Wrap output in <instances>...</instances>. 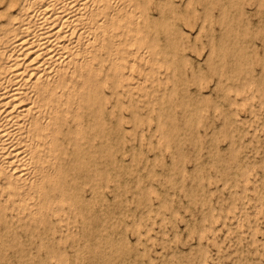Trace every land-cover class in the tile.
Wrapping results in <instances>:
<instances>
[{
    "label": "rangeland",
    "instance_id": "1",
    "mask_svg": "<svg viewBox=\"0 0 264 264\" xmlns=\"http://www.w3.org/2000/svg\"><path fill=\"white\" fill-rule=\"evenodd\" d=\"M156 1H157V5L155 4ZM165 1H166V4H165ZM199 1H197V0H185V1H183V0H175V1L174 0H155V2H154L153 0H151V2H149V3H152V4H150L151 6L148 5L149 3L144 4V6H146V16L145 17H147L149 25L146 24L147 22L144 23L143 20H141L139 26H140V28H142L143 34H145V36L147 37L148 42H150L152 44H155L156 45L155 47L157 48L156 50L158 52H161L160 54L159 53L156 54L157 58L160 61L157 62V64L153 63L155 65V69H154V71L152 73H150V76H147V77H145V71L144 70H142V71H138L137 69L129 70V71H131L133 73L134 77H130L128 79L131 80V81H135V80H137L136 76L140 75V77L142 79V84L139 85V86L132 87L133 90H131V92L133 94L128 93V97H127L126 92H123L122 88H118L116 90V93H114L115 95L112 93L113 97H112V94H110L111 93L110 87H109V89H108V87L104 88V91L107 94V101H108L106 103V105L108 104L107 105L109 107L108 110L112 109V111L109 113L108 116L111 119L112 118L113 119L111 120L107 116V114H106V116L108 117L107 118L108 122L112 121V123L110 122V125H111L110 126V128H111L110 140L112 139L113 141L111 140V144L108 143V144H103L102 146H97L98 159H96L97 157H95L94 162L99 167V169L101 171V174L97 178H95V176L90 177L88 174L85 173V172H88L86 170V168H87L86 166H84L85 167L84 169L81 168V166H80V168H78L79 162L77 164H74V166H72L73 168L70 166L69 163L67 164V160L69 158H72L73 153H71V151H72L71 147L70 146L68 147V145L65 144L66 154H65V157L63 155V158L62 157L61 158L64 159L63 161L67 164L66 167L71 169L70 170L71 173H70V175H68V181H67L68 183H67V185L65 187H75L76 186V184H75L76 182H77V184H81V185H77V188H78L77 190L81 191L82 187L85 190V191L82 190L80 192V196H81L82 202L81 201L79 202L78 200H75V202H73L71 204V207H68L67 205H64V206H67V207L63 206V208L58 211V215H60V213H61L60 220L57 219L56 215L51 214L50 217L48 218V221L45 223L46 225L44 223H40V227H39L40 230L39 229L35 230V232L33 234L34 236L31 235V231L29 229L26 231L24 228L22 230V227H15V230H17L16 232H17L18 236H17L16 240H14L13 242H11L12 240H10L9 243L5 245L6 247L4 249V254L6 256H5V259H3L4 260L3 264H8V261H9L10 258H11V260L9 261V264H18V259L20 261L22 260L21 262L19 261L20 264H24L26 262H28L26 264H31V261H33V264H35L36 262H37V264H68V263H70V264H76V263L77 264H82V262L86 263V264L88 262V264H90L89 262H90L91 259H92L91 262H94L93 264H96L97 262L102 263V264H105V262H107L106 264H111L112 262H114L112 264H115V263L116 264H123V263L124 264H153V262H154V264H156V260L157 259H158L157 260V264H158V262H159V264H172V261H175V262H173V264H175V263L177 264L176 260L179 262V264H181V263L182 264H185V263L189 264L187 262H190V264H207V263L208 264L209 263L210 264H216L215 262H218L217 264H240L241 262H243L242 264H258V262L256 263V261H258V260L261 262L259 264H262V263L264 264V261H263L264 260V251H263L264 250V245H263L264 244V235H263V233H264V199H263L264 198V190H263L264 189V187H263L264 186V150H263V148H264V134H263V132H264V129H263L264 128L263 127L264 126V113H263L264 112V93H263L264 92V85L263 84H264V82L262 83V80L264 81V71H263L264 70V58H263L264 57V47H263L264 44H263V46H261L262 42H264V38H263L264 37V22H263L264 21V9H263L264 8V4H263L264 0H262V1L261 0H251V1L250 0H243V1L242 0H232L234 3L231 0H228V1L227 0H222V1L220 0V2L217 1V0H216V2H214L215 0H205L204 2H202L203 0H201L200 3H199ZM208 1L211 4H209ZM246 1H248V2H246ZM227 2L229 4L231 2V5L229 6V4ZM249 2H251V3L252 2L253 3L256 2V3L252 4V8H251V3L249 4ZM212 3L213 4L216 3V6H215L216 8L214 7L215 4L213 5ZM167 4L169 6H171V7H169ZM217 4H219V5H217ZM235 4H237L236 8H235V6H233ZM241 4L244 6V8L241 6ZM256 4L258 6L257 8L255 6ZM211 5L213 7H211ZM262 5H263V8H262ZM153 6H154V8H153ZM167 6H168V8H167ZM199 6H200V8H199ZM219 6L223 7L222 8L223 11L221 9V13L219 11L220 10ZM232 6H233V9L231 8ZM259 6H260V8H259ZM158 7L161 10H159ZM180 7L181 8L184 7V8L181 9ZM201 7H202V10H201ZM224 7H225V9H224ZM187 8L188 9L191 8V10H187ZM217 8H218V10H217ZM166 9H169V10H166ZM192 9H193V11H192ZM243 9H244L245 12H243ZM212 10H213V13L215 12L214 14L212 13ZM153 11H154V13H153ZM171 11H172V14H170ZM227 11L229 13H227ZM249 11L250 12L252 11V13L250 14ZM254 11H255V13H254ZM163 12H164V14H163ZM183 12H185V13H183ZM196 12H198V15H197ZM178 13H179L180 16L178 15ZM191 13H193L192 16L190 15ZM217 13H219V14H217ZM243 13H244V15L245 14L246 15L245 16L242 15ZM174 14H176L177 16L176 15L174 16ZM233 14H234V16H233ZM212 15H215V16L211 17ZM226 15H227L228 19H226ZM158 16L163 17L162 18L163 20L159 21L161 18L158 17ZM182 16L184 17V19H183ZM186 16H188V19L186 18ZM194 16H196V17L199 16L200 20H201V18H202V20L200 21L198 19V17H197V19L194 20ZM223 16H225V17H223ZM239 16H241V18ZM215 17L216 18L219 17V19L217 18L218 20H216V19H214ZM255 17H257V18L255 19ZM176 18H178V19H176ZM211 18H212V20H211ZM179 19H181V20H179ZM186 19L188 20V22L186 21ZM232 19L237 21V23L235 21H232ZM238 19H239V21H241L242 24L240 23V25H239ZM193 20L196 22V24H195V22H192ZM221 20H222V24L225 22L224 25H227V27L224 30L222 28L223 25L221 26ZM144 21H145V19H144ZM183 21H184V23H187V24L185 25L183 23ZM212 21H215V22H212ZM217 21L218 22L220 21V26H219ZM161 22L164 24V25L162 24V26H164L165 28L164 27L161 28ZM258 22H259V24H258ZM234 23L237 25V27H236V25ZM250 23H251V25H250ZM248 24H249V26H247ZM229 25L233 28V30H232V28ZM214 26H216V27H214ZM254 26H256L257 28H255ZM149 27H150V29H149ZM219 27H220V32L218 31ZM160 28H161V30H160ZM204 28H205V30L203 31ZM251 28L254 31H251ZM151 29H153V31ZM207 29H208L209 32H207ZM212 29H213L214 32L212 31ZM244 29H245V31H244ZM121 30H122L121 27L117 29L118 32L122 33ZM164 30L166 32H164ZM256 30H258L257 31L258 37L260 36L261 32L263 33V34L261 33L262 34V38L259 37L260 38L259 39L257 37ZM259 30H262V31L260 32ZM188 31L190 32V36H189V32ZM222 31H224V34H223ZM227 31H228V33H230V36H232V37L229 36ZM183 32H184V34H182ZM164 33H165V35H164ZM204 33H205V35H204ZM226 33L228 35H226ZM238 33L240 35H238ZM253 33H255L257 38L254 37L255 35ZM161 35H162V37H161ZM175 35H176V37H175ZM225 35L230 40H228ZM241 35H242V38H241ZM248 35H249V37H248ZM180 36L182 37L181 39H183V41L185 40V42L187 44L185 42H184L185 44L182 43V40H180ZM235 36H237V37H235ZM246 36H247V38L245 39ZM118 37L119 38H124V34H122V35H120ZM164 37L167 38V39H165ZM197 37H199V38L196 39ZM213 37H215L216 40H214ZM191 38H193V39H191ZM177 39L180 40L181 45L183 46L182 49H186V50L182 51L181 48L179 50V45L180 44L178 43L179 40H177ZM199 39H201V40H199ZM261 39H262V41H261ZM161 40H162V44H161ZM226 40H228V41H226ZM199 41H201V42H199ZM204 41L206 42V44H205ZM222 42H224V43H222ZM248 42H250L251 44L248 43ZM225 43H226V45H225ZM245 43H247V45H245ZM176 44H178V45H176ZM194 44H195V46H194ZM207 44H209V45H207ZM236 44H238V46ZM181 45H180V47H182ZM189 45H193V46L192 47L190 46V48H189ZM201 45L202 46L206 45V46L204 48V47H201ZM224 45L227 48H225ZM176 46L178 47V50H175V49H177ZM253 46H254V48H253ZM255 47L256 48L259 47V48L256 49ZM191 48H193V50ZM200 48L201 49L204 48V49L201 50ZM224 48H225L226 52L224 51ZM230 49H231V51H230ZM242 49H243V51H242ZM197 50H201L202 53H201V51L199 53V51H197ZM240 51H241V53H240ZM227 52H230L231 54L228 53L229 55L227 54L228 56H226ZM196 53L197 54L199 53V54L197 55ZM251 53H253V54H251ZM256 53L257 54L261 53L262 57H261V54L257 55ZM200 55H202V56H200ZM214 55H215V58H214ZM240 55H241L242 59L239 57ZM243 55H244V58H243ZM246 55H248V56H246ZM195 56L196 57L198 56V58H196ZM216 57H218V59ZM245 57L248 58V61H245L246 60ZM251 59H253V61ZM254 59H255V61H254ZM256 59L257 60L259 59L260 61L262 59V61H261L262 65L260 64L259 60H258V63H259L258 64ZM137 61L140 62L142 65L145 64L144 66H146V64H149V62L145 63V60H143V59H137ZM208 61H209V64H208ZM213 61L216 64L215 63L212 64ZM254 62H256L258 65H256ZM177 63H178V65H177ZM233 63H234V65H233ZM229 64H230V66H229ZM186 65H187V68H188L187 72H186V69H187ZM205 65H206V67H205ZM161 66L163 68V69L161 68L162 71L160 69ZM189 66H190V68H189ZM208 66H211V68L209 67V71L213 69L212 70L213 72L210 71V72H212V74L208 70H206V68L208 69ZM176 67H179L181 69V70L179 69L180 73L178 72V68H176ZM239 67H240V69H238ZM258 67L259 68L261 67V68L259 69ZM190 69H191L192 72L190 71ZM168 70L170 71V73L168 72ZM222 70H223V72L221 74ZM224 70H226V71L224 72ZM233 70H235L236 72L238 71V72L237 73L235 71L233 72ZM188 71H189V73H188ZM240 71H243V72H240ZM159 72H161V73L159 74ZM208 72L211 75L208 74ZM235 74H236V76H235ZM201 75H203V76H201ZM216 75H218V77ZM237 75H239V77ZM180 76H181L182 81L180 79ZM214 76H215L216 80L214 79ZM188 77H189V79H188ZM192 77L195 78L194 80L196 82V85H195V82L190 79ZM203 77H205V79L202 81ZM210 77L213 80L212 82H211ZM219 77L221 78V80H219ZM222 77H223V79H222ZM235 77H236V79H234ZM167 79L169 80L168 81L169 83L167 82ZM228 79H232L233 81L231 80L232 81L231 82ZM149 82H150V84H149ZM151 82H152V85H151ZM185 82H187V84ZM188 82H189V84L191 86L188 84ZM193 82H194V84H193ZM204 82H206V83L208 82V87H204L206 85ZM213 82H215V83H213ZM216 82L222 83L223 85H220V84L218 85ZM225 82H226V84H225ZM161 83L163 84V86H162ZM199 83H200V85H199ZM160 84H161V86H160ZM170 84H171V86H169ZM186 85H188V86L186 87ZM201 85H202V88H200ZM214 85H216V86H214ZM157 86H158V88H157ZM178 86L180 87V90L182 92L179 91V89H178L179 87ZM212 86L214 88H212ZM220 86L222 87L221 88V92L224 91V92H222V94L219 91L220 90ZM259 86H261L262 88H259ZM188 87H189L190 90L188 89ZM136 88H137V90H136ZM211 88H212V90H211ZM215 89H216V92L214 91ZM183 90H185V92H183ZM235 90H236V92H235ZM261 90H263V92ZM176 91H177L178 95L176 94ZM225 91H227L229 93H227ZM159 92H160V94H158ZM156 93L158 95H156ZM193 93H194V95H192ZM225 93L228 94V95L226 96ZM108 95H109V97H108ZM122 95H123V97H121ZM152 95H153V97H152ZM235 95H236V98H235ZM161 96H162V99H161ZM189 96H190L191 100H190ZM111 97H112V99H111ZM179 97L182 100H180ZM132 98H133V100H132ZM222 98H224V100ZM207 99H209V100H207ZM254 99H257L259 101L254 100ZM109 101H110V103H109ZM204 101H205V104H204ZM207 101H208V104H207ZM254 101H256V102L254 103ZM210 102H212L211 105L209 104ZM241 102H242V104H241ZM144 103H146V106H144ZM172 103L175 105V107H174V105H172ZM232 104H234V106H232ZM228 105H230V106H228ZM236 105L237 106L239 105L238 107H239L240 110L238 109V107ZM124 106H125V108H124ZM178 106L181 107V108L179 109ZM119 107H120V109H119ZM139 107H140V110H139ZM144 107H145V109H144ZM176 107L178 108L177 111L175 110ZM247 107H248V109H247ZM258 107H260V108H258ZM128 108L130 109V111H129ZM215 108H216V110H215ZM207 109L209 110V114H208V110ZM237 109H238V111H237ZM113 110H114V113H113ZM143 110H144V112H143ZM203 110H205L206 112L203 111ZM218 110H219V112H217ZM193 111H194V113H193ZM201 111L205 112V114L206 115L208 114V115L206 116L205 114L204 115L201 114L202 113ZM151 112H153V113H151ZM180 113H181V116H182L181 118L179 117ZM218 113L220 114V116L217 117ZM110 114H112V117L110 116ZM151 114L154 115V116H152ZM182 114H184V115H182ZM240 114L242 115V117H241ZM114 115H115V118H114ZM143 115L145 117H143ZM210 115H212V117ZM250 115H251V117H250ZM203 116H205L207 118L205 121H204L205 118H203ZM222 116H223V118H222ZM220 117H221V119L219 120L218 118H220ZM125 118H127V119H125ZM253 118H254V122H253ZM130 119L132 120V122H131ZM137 119H138V121H137ZM171 119H172V121H171L172 124H170L171 123L170 122ZM260 119H261V121H260ZM124 120H125L126 123L124 122ZM179 120H181V121H179ZM202 120H203V122H201ZM225 120H227V122ZM239 121H241V122H239ZM249 121H250V123H249ZM115 122H116V124H115ZM129 122H131V123H129ZM133 122H134V124H133ZM153 122H155V123H153ZM180 122H181V124H180ZM206 122L207 123L211 122L209 124L210 126ZM255 122H256V124H255ZM187 123H189V124H187ZM246 123L248 124V126H245V125H247ZM117 124H118V128L119 129L118 128L114 129V127H116ZM137 124H138L137 127H139L140 129L137 128V127L135 129V126ZM204 124H205V126L207 125L209 127L205 128ZM113 125H114V127H113ZM142 125H143V127H142ZM211 126H212V128H211ZM225 126H227V127L225 128ZM236 126H237V128H236ZM260 126H261V128H260ZM149 127H151V128H149ZM207 128L209 129V131H206V130H208ZM257 128H258V130H257ZM116 129H118V130H116ZM145 129H147V130H145ZM148 129H150V131ZM170 129H171V131H170ZM226 129H227V131H226ZM132 130H134V131H132ZM182 130H183V133H182ZM135 131H137V132H135ZM173 131H174L175 134L173 133ZM246 131L248 132V134H246L247 133ZM140 132H142L143 134L140 133ZM184 132H186V133H184ZM210 132H211V135H210ZM221 132H222V134H221ZM249 132L251 134H253L254 137ZM113 133H115V134H113ZM136 133H137V135H136ZM171 133H173V134H171ZM190 133H191V136H190ZM196 133H197V135H196ZM200 133L201 134L203 133V135H200ZM242 133H245L246 136H245V134L243 135ZM260 133H262V134H260ZM60 134H61V138L64 139L63 138L64 136H62V135H64L63 132H61ZM60 134H58V135L60 136ZM131 135H133V136H131ZM184 135H186V136L184 137ZM222 135H223V137H221ZM226 135H227V137L224 138V136H226ZM142 136H144V137H142ZM236 136H238V137H236ZM137 137H138V139H136L137 140L136 141L135 138H137ZM186 137H187V139H186ZM189 137L192 140V144H190L191 140H189ZM200 137L202 138L201 140H200ZM219 137H220L221 140L225 139V141L224 140L221 141L223 144L221 142L219 143V141H220ZM144 138H145V140H144ZM217 138H218V141H217ZM125 139H127V140H125ZM172 139H174V140H172ZM128 140H129V142H128ZM141 140L143 142L142 145H143L144 148L141 145V143H142ZM155 140H157V141H155ZM214 140H215V142H214ZM247 140L249 141V143H247L248 142ZM198 141L199 142L201 141V142L199 143ZM261 141H262V143H261ZM124 142L126 143V145L124 144ZM183 142L185 143L186 146L184 145ZM186 142H188V143H186ZM250 142H252V143H250ZM161 143H162V146H161ZM201 143L202 144L204 143V144L201 146ZM109 144H110L109 150H110V152L112 151V155L114 156L113 159H111L112 156L110 154H108L109 150H108L107 146ZM189 144H190V146H189ZM232 144H233V147L230 148L232 146ZM246 144H247V146H246ZM114 145L115 146L117 145L116 148L114 147ZM124 145H125V148H123ZM174 145H175V147H173ZM129 146L131 147V149H128ZM157 146H158V148H155ZM165 146H166V148L164 149ZM188 146H189V148H188ZM212 146H213V148H212ZM117 147H118V149H117ZM149 147H152V148H149ZM199 147H201V150L199 149ZM210 147H211L212 151L210 150ZM241 147H243L242 148L243 150L241 149ZM244 147H246V148H244ZM126 148H127V150H126ZM148 148H149V150L150 149L151 150L147 151ZM123 149H125V151H123ZM167 149H169V150H167ZM190 149L191 150L193 149L192 151L194 152V154H192L193 152H191ZM67 150H69V151H67ZM116 150H118V151H116ZM203 150H204V152H203ZM217 150L218 151L222 150L224 155H223V153L221 154V152L218 153ZM119 151H120V153H119ZM205 151L208 153L209 156L207 155V157H205L206 154H207ZM233 151H234V153H233ZM103 152H105V153H103ZM106 152H107V154L110 157L106 154ZM114 152H115V154H114ZM127 152H128V155H127ZM189 152H190V156H192V158L194 157L193 159L190 156H188ZM230 152H231V154H230ZM137 154H140V155L138 156ZM141 154L142 155L145 154V155H143L145 158H143V156ZM168 154H169L170 157L167 156ZM115 155H117L118 157H115ZM124 155H126V156H124ZM215 155H216V157H215ZM228 155H232V156L235 155L234 158L232 157L234 160L232 158H230L231 156L229 157ZM249 155L251 156L252 159L250 158ZM255 155H258V156H255ZM104 156H105V158H104ZM106 156H107V158H106ZM137 156L139 157L138 159H137ZM165 156H166L167 160L165 159ZM177 157H179V158L181 157L180 159H178V162L175 160V159H177ZM66 158H68V159H66ZM161 158H163L166 162L162 161ZM227 158L229 159V164H227V162H226V161H228ZM248 158L251 159V160H248ZM99 159H100V161H98ZM101 159H103V160H101ZM146 159H148L149 161L146 160ZM157 159H158V161H161V162H158ZM185 159H186L187 162L185 161ZM230 159L233 160V161H231ZM110 160H112L114 162L115 167L117 169L114 167V170H113L112 166H114V164H112V161H110ZM155 160L157 161L156 164H155ZM188 160L190 162H188ZM221 160H223V161H221ZM235 160H237V161H235ZM116 161H118V165L120 167H118ZM138 161H139V165H138ZM98 162H99V164H98ZM110 162H111V164H110ZM123 162H125V165L123 164ZM185 162H186V166H185ZM218 162H219L220 166H219ZM224 162H225V164H224ZM231 162H232V165H231ZM133 164H135V166L137 165L136 166L137 168L134 169L135 166H133ZM175 164H177V165H175ZM192 164H193V166H192ZM210 164H211V166H210ZM257 164L259 166H257ZM161 165L164 166L163 169H162ZM260 165H261V167H260ZM174 166H176V167L174 168ZM212 166H214L213 167L214 171H211L212 170ZM131 167H132L133 170L131 169ZM235 167H236V170H235ZM123 168H125V169H123ZM80 169H83V170H81L82 174L79 173ZM127 169L129 170V172H127ZM202 169H203V171H202ZM227 169H229L228 174L226 172V171H228ZM75 170H77V171H75ZM111 170H113L114 172L111 171ZM195 170H196V172H195ZM118 171H120V172H118ZM124 171H125V173H124ZM143 171H144L145 174L143 173ZM192 171L195 174V175L193 174V176H192ZM83 172H84V174H83ZM130 172H131L132 175L130 174ZM141 172H142V174H141ZM183 172L185 173L186 179L188 180V181L186 180L185 183H184L185 180L183 179V178H185L184 177L185 175H184ZM77 173H79V174H77ZM119 173H121V174H119ZM134 173H135V175H134ZM258 173H259V176H257ZM122 174L124 175V177H122L123 176ZM127 174L131 177V179H133L132 182H131L130 177ZM218 174H219V176H218ZM133 175H134V177H132ZM101 176H103V178ZM119 176L121 177V179H120ZM147 176L148 177L150 176V178L151 177L152 178H156V180L155 179L150 180V178H145ZM157 176H159L158 180H157ZM179 176H180V178H178ZM194 176L197 179L193 178ZM256 176L258 177V179H256L257 178ZM143 178H144V180L146 179V181H143ZM162 178L165 181L161 182ZM189 178L191 179V183H190ZM217 178H218V181H216ZM102 179L104 181H102ZM210 179H211V182L209 181ZM109 180H111V181H109ZM119 180H121V181H119ZM203 180H205V181H203ZM71 181H73L72 185H70ZM112 181L114 182V184L111 183ZM166 181H168L170 183H168ZM193 181L195 183H193ZM131 183H134V184H131ZM181 183H183V184L181 185ZM197 183H198V185H197ZM215 183H217V184H215ZM238 183H240L239 186H237ZM73 184H74V186H73ZM206 184H207V186H206ZM218 184H219V186H218ZM84 185H85L86 188L84 187ZM162 185L164 186L165 189L162 187ZM165 185H166V187H165ZM169 185H172V187L170 188ZM248 185H249V187H248ZM254 185H256V186H254ZM126 187H128V188L126 189ZM174 187H175V189H174ZM168 188H170V189L168 190ZM194 188H195V190H194ZM89 189H91V190H89ZM96 189L97 190L99 189L100 192L98 190V193H97ZM118 189H119V191H118ZM228 189H229V191H228ZM88 190H89V192H88ZM109 190H111L112 193L108 192ZM126 190L128 192H126ZM104 191L106 193H103ZM117 191H118V193H115ZM159 191H160V193H158ZM90 192H91V194H90ZM82 193H84V194H82ZM153 193H154V195H153ZM198 193H199V195H198ZM210 193H211V195H210ZM218 193H220V195L223 194L224 195V196L222 195L223 198ZM101 195H102V197L105 200L102 199ZM196 195H197V197H196ZM99 196H100V198L98 200L97 197H99ZM138 196H140V198ZM151 196H152V198H151ZM157 196H158V198H157ZM199 196L201 198H198ZM218 196H219V198H218ZM137 197H138V200L136 199ZM238 197L240 199H238ZM116 198H117V200H116L117 202L114 201ZM118 198H119V200H118ZM194 198H195V200H194ZM205 198H206V200H205ZM96 199H97V201H96ZM111 199H112V201H111ZM135 199L138 202H139V200L140 201L142 200L143 204H142V201L139 202V204H138ZM145 200H147V201L145 202ZM173 200H174V202H173ZM191 200H193V202ZM219 200H221V201H219ZM238 200L240 201V203L238 202ZM94 201H96V202L94 203ZM148 201H149V203H148ZM152 201H154V202L152 203ZM196 201L197 202L199 201V202L197 203ZM109 202L110 203L114 202L113 203L114 205L110 204ZM119 202L121 203V205H119ZM124 202L128 203V205L125 204ZM133 202L136 205L132 204ZM191 202H192V204H191ZM195 202L197 203V205H196ZM103 203H105V204H103ZM117 203H118L119 206L117 205ZM193 203L197 207L194 206ZM96 204L99 205V206H96ZM199 204L202 205V208L201 207L198 208L200 206ZM204 204H207V205H205V207H204ZM85 205H87V206H85ZM93 205H95V206H93ZM131 205H132V207H131ZM140 205H141V207H140ZM181 205H182V207H181ZM103 206H105V207L103 208ZM113 206L114 207L116 206L115 207L116 210H115V208ZM136 206H138L139 208L137 209ZM92 207H94V208L96 207L95 208L96 209L95 212L93 211L94 209ZM90 208L93 209V210L91 211ZM97 208H99V209H97ZM143 208H144V211H143ZM166 208H167V210H166ZM168 209H169V211L171 213L168 211ZM238 209H240V210H238ZM124 210H125V212H124ZM136 210H138V211H136ZM184 210L187 213H185ZM196 211L197 212L199 211L200 213L199 212L197 213ZM98 212H100V213H98ZM132 212H133V214H132ZM190 213H191V215H190ZM195 213H197V214H195ZM259 213H260V218H259ZM97 214H98V217H97ZM192 214H193V216H192ZM230 214H231V216H230ZM52 215H54V217H55L54 220H53L54 217ZM261 215H262V217H261ZM92 216H94L95 220L93 219ZM121 216L123 218L126 217V220H125V218L123 219ZM127 216H128V218H127ZM149 217H150V219H149ZM97 218H99V219H97ZM130 218H131V220H129ZM219 218H221V219H219ZM258 218L260 220H258ZM68 219H70V220H68ZM78 219H81V220L79 221ZM96 219L100 223L96 222ZM190 219H192V220H190ZM232 219H234V220H232ZM90 220H91V222H90ZM198 220H200V222H198ZM60 221H61V223H60ZM108 221H110V224H108L109 223ZM116 221H117L118 225H115ZM155 221H156V224H154ZM176 221H178L177 224H176ZM55 222L60 223V224L57 225V223H55ZM89 222H90V226H88ZM93 222H96V223H93ZM123 222H124V224H123ZM196 222L198 224V227H197ZM64 223H65V225H64ZM120 223L123 226H120ZM170 224H171V227H169ZM175 224H176V226H175ZM246 224H248V225H246ZM48 225L53 227V228H50ZM113 225H115L116 227L115 226L113 227ZM163 225H164V227H163ZM181 225H183V226H181ZM56 227L58 228L59 231L57 230ZM89 227H93V228L90 229ZM101 227H102L103 231H102ZM112 227L114 229V232H113ZM13 228H14V226H13ZM75 228H76V231H75ZM83 228H85V229H83ZM115 228H116V230L117 229L118 230L116 231ZM128 228H129V231H127ZM141 228H143V229H141ZM193 228H195V229H193ZM87 229L90 230V231H88ZM92 229H94V230L96 229V232H99V233L98 234L97 233L94 234L95 231L94 230L92 231ZM131 229H132V231H131ZM152 229L155 232H153ZM209 229H210V231L208 232ZM244 229H246V231ZM46 230H48L47 231V235H46ZM78 230H79V232H78ZM142 230H145V231L143 232ZM229 230L231 231V233H229L230 232ZM23 231H25L24 234H23ZM38 231H40V232H38ZM185 231H186V233H185ZM257 231H258V233H257ZM19 232H20V234H19ZM86 232H88V233H86ZM102 232H105L104 235H103ZM158 232H159V234H158ZM193 232H195V233H193ZM215 232L217 234H215ZM237 232H238V234H237ZM43 233H44V235H43ZM89 233L94 234V235H91V234L89 235ZM147 233L149 235H147ZM160 233H162V234H160ZM192 233H193V235H192ZM207 233H209V234H207ZM37 234L39 235V237H38ZM145 234L147 235V237H145ZM180 234H181V236H180ZM227 234H229V235L227 236ZM21 235H23V236L24 235H27V236L29 235V236L28 237L27 236L22 237ZM53 235H55V236L53 237ZM246 235H247V237H246ZM30 236L32 238H30ZM87 236L88 237H90V236L92 237L93 236L92 237L93 240H92L91 237L88 240ZM102 236L104 237V239H103ZM179 236L181 238H179ZM205 236L207 237L206 239H205ZM36 237H37V239H36ZM48 237H49L50 241H48ZM68 237L70 239H68ZM80 237H82L81 240H79ZM99 237H100V239H99ZM109 237H110V239H109ZM141 237H142V240H141ZM166 237H168V238H166ZM202 237L204 239H202ZM209 237H211V239ZM222 237H224V238L226 237V238L225 239L223 238V240H222ZM230 237H232V238H230ZM174 238L177 239V241L173 242L172 240H175ZM242 238L243 239L245 238L247 241L243 240ZM32 239H35L36 243ZM94 239H95V241H94ZM147 239L151 240V241H148ZM163 239H164V241H163ZM178 239H180L179 240L180 243H179ZM208 239H210V240H208ZM232 239L234 240V242H233ZM235 239L236 240L239 239V240L235 241ZM241 239L243 241H241ZM31 240H32V242H31ZM74 240H76V241H74ZM102 240H104V241H102ZM187 240H188V242H187ZM197 240H199V241L196 243L195 241H197ZM225 240H227V241H225ZM248 240H250V241H248ZM28 241H29V243L27 244ZM65 241H67V242H65ZM81 241H83V242H81ZM88 241L92 242V244H93L92 246H94V248L93 247H89V246H91V242L89 243ZM110 241H111V243H110ZM146 241H148V242H146ZM156 241H159V243L161 242L162 246L158 245L159 243L156 242ZM33 242L35 243V246L33 245L34 244ZM49 242H52V243H49ZM78 242H79V244H78ZM60 243H62V244H60ZM72 243L75 246L72 245ZM130 243H132V244H130ZM153 243H154V245H153ZM166 243L167 244L169 243V245H167ZM235 243H237V245ZM239 243H240V245H238ZM254 243L257 245V247L254 245ZM23 244H24L25 248H24V246H22L23 248L21 247V245H23ZM123 244H125V245L122 247L121 245H123ZM128 244H129V246H128ZM136 244H137L138 248H137ZM141 244L143 246H141ZM165 244L167 246H164ZM207 244H209V245H207ZM210 244H213V245L211 246ZM227 244L230 245V246H227ZM241 244H243V245H241ZM247 244H249V245H247ZM98 245H100V246H98ZM105 245L107 246L106 248H105ZM130 245L132 246V248H130L131 247ZM151 245H152L153 251L155 253H153ZM9 246H11V247H9ZM26 246L27 247L29 246L31 248L27 249ZM59 246H60V248H59ZM63 246H65V247H63ZM71 246H74V247H71ZM133 246H134V248H133ZM169 246H170V248H169ZM175 246H177V249H176ZM195 246H197V248ZM42 247L45 248V249L42 250ZM69 247L70 248H74V251H73V249H70ZM222 247H223V250H222ZM225 247H226V249H225ZM250 247L253 248V249H251ZM11 248H13V249H11ZM15 248H19V250L15 249ZM20 248L22 249V251L20 250ZM49 248H50V250H49ZM91 248H93L94 250L93 249L91 250ZM97 248H100V250L97 249ZM112 248H114V249H112ZM123 248H125V251H123L124 250ZM164 248H166V251H165ZM14 249L16 250V253L14 252L15 251ZM88 249H90L92 252L90 250H88ZM107 249H108V251H107ZM115 249H116V252H115ZM128 249L129 250L132 249L131 253L129 252ZM136 249L139 250V251H136ZM208 249L209 250L211 249L210 251L213 254ZM26 250H28V253H30L29 255L26 253L27 252ZM45 250H47V252ZM70 250H72V251H70ZM220 250L222 252L224 250H226V251L222 253V252H220ZM20 251L23 252L24 255H20V254H22ZM38 251H40L41 253L38 252ZM93 251L94 252L96 251L95 252L96 254L93 255V253H94ZM97 251H99V252H97ZM118 251H120V252L123 251V252H125L126 255L119 252L121 254V256H123V258H122L119 255V253L116 254ZM126 251H127L128 254L126 253ZM169 251H170V253H169ZM188 251H189V253H188ZM190 251H191V254H190ZM216 251L219 252V253H217ZM247 251H249L250 253H247ZM78 252H79V254H78ZM89 252L92 253V254H90ZM100 252L101 253L103 252V253L100 254ZM133 252H134V255L132 254ZM136 252H138V253H136ZM156 252H158V253H156ZM164 252H166V254ZM226 252L228 254H226ZM254 252L255 253L257 252V254H255ZM36 253H37V255L39 257L43 253H45L46 255L43 254L44 258H43V255H42L40 257V261H39V257L36 255ZM59 253L63 254V256H64L63 260H58V254ZM72 253H73V256H72ZM86 253H87V255H84ZM159 253H161V254H159ZM185 253H188V254L185 255ZM236 253H239L240 255H237ZM97 254H99L100 256H98ZM144 254L146 255V257H144ZM148 254H149V256H148ZM251 254H253V255L251 256ZM12 255L13 256L17 255V256L13 257ZM31 255H33V256H31ZM70 255H71V257H70ZM95 255H97V256H95ZM114 255H116V257ZM182 255L185 258L187 256H188V258L191 256L190 257L191 259L190 260L188 258L185 259V258H183ZM192 255H194V256H192ZM94 256H95V258H94ZM104 256L106 257V260H105ZM109 256H110V261H109ZM133 256H135V258ZM17 257H19V258L16 260L15 258H17ZM23 257H24V260H23ZM27 257H29V258H27ZM85 257H86V259H85ZM100 257H101V259H103V261L100 259ZM126 257H128V258L126 259ZM221 257H222V259H221ZM223 257H224V260H223ZM26 258L28 260H26ZM69 258H71V259L73 258V259L69 260ZM117 258H118V260H117ZM147 258H148V260H147ZM154 258H156V259H154ZM225 258H227V259H225ZM74 259H75L76 262L73 261ZM136 259H137V261H136ZM180 259H182L181 263L179 261ZM238 259H240V261ZM29 260H30V262H29ZM43 260L46 261V262L44 263ZM80 260H82V261H80ZM214 260H215V262L213 263ZM34 261H35V263H34ZM191 261H193L195 263H193ZM229 261H230V263H229ZM99 263H97V264H99Z\"/></svg>",
    "mask_w": 264,
    "mask_h": 264
},
{
    "label": "bare ground",
    "instance_id": "2",
    "mask_svg": "<svg viewBox=\"0 0 264 264\" xmlns=\"http://www.w3.org/2000/svg\"><path fill=\"white\" fill-rule=\"evenodd\" d=\"M155 2V0H153ZM175 1V0H174ZM185 1V0H183ZM199 1V0H197ZM205 0H203L202 2H204ZM220 2V0H217ZM222 1V0H221ZM228 1V0H227ZM232 1V0H231ZM243 1V0H242ZM241 1V2H242ZM251 1V0H250ZM262 1V0H261ZM151 2V0H0V264H3V259H5V254H4V249H5V245L9 243L10 240H12L11 242H13L14 240H16L18 234H17V230H15V227H22L27 231L28 229L31 231V235L34 234L35 230L39 229L40 230V223H46L48 221V218L50 217L51 214H54L57 216V219L60 220L61 218V213L60 215H58V211L61 210L63 208L64 205H67L68 207H71V204L73 202H75V200H78L79 202L81 200V196H80V192L83 190V187L81 188V191L77 190V185H81V184H77V182L75 183L76 186L75 187H65L67 185V181H68V175H70L71 173V169H69L68 167H66V165L69 163L70 166H74V164H78V168H85L84 166H86V170L88 172H85L86 174H88L90 177L95 176V178H97L100 174L101 171L99 169V167L95 164L94 160L95 157H97L96 159H98V153H97V146H102L103 144H111V140H110V122L112 123V121L108 122L107 118L109 117V113L112 111L108 110V104L106 105L107 101V94L104 91L105 87H110V94H114L116 93V90L118 88H122L123 92H126L127 97H128V93H131V90H133L132 87L135 86H139L142 84V79L140 77V75L136 76L137 80L135 81H131L128 78L130 77H134L133 73L129 70H135L137 69L138 71H145V77L150 76V73H152L155 69V65L157 64V62H159L160 60L157 58L156 54L157 53H161L158 52L156 49V45L152 44L150 42H148L147 37L145 36V34H143V30L142 28H140V22L141 20H143L144 23L148 24V20L146 16V6H144V4ZM201 2V0L199 1V3ZM211 2V1H210ZM216 2V0L214 1ZM233 2V1H232ZM237 2V1H236ZM235 2V3H236ZM245 2V1H244ZM243 2V3H244ZM248 2V1H246ZM258 2V1H257ZM209 3V1H208ZM228 3V2H227ZM234 3V2H233ZM251 2H249L250 4ZM256 3V2H254ZM253 2L251 3V8H252V4H254ZM152 3H149L148 5H150ZM157 5V1L155 3ZM166 4V1H165ZM182 4V3H181ZM197 4V3H196ZM195 4V5H196ZM211 4V3H209ZM213 4V3H212ZM215 4V5H214ZM214 7L216 6V3H214ZM220 4V3H219ZM217 4V5H219ZM229 4V3H228ZM246 4V3H245ZM264 4V2H263ZM147 5V6H148ZM155 5V6H156ZM168 5V4H167ZM190 5V4H189ZM201 5V4H200ZM231 5V2L229 4V6ZM236 5L235 6L236 8ZM261 5V4H260ZM151 6V5H150ZM169 6V5H168ZM167 6V8H168ZM233 6L231 7L233 9ZM241 6L244 8V6L241 4ZM254 6V5H253ZM256 8L258 7L257 4L255 5ZM160 7V6H159ZM158 7L159 10H161ZM165 7V6H164ZM171 7V6H169ZM179 7V6H178ZM187 7V6H186ZM190 7V6H189ZM198 7V6H197ZM211 7H213L211 5ZM150 8V7H149ZM148 8V9H149ZM154 8V6H153ZM152 8V9H153ZM156 8V7H155ZM181 8V7H180ZM184 8V7H183ZM181 8V9H183ZM196 8V7H195ZM200 8V6H199ZM216 8V7H215ZM223 7L219 6V11L221 13V9ZM234 8V9H235ZM250 8V7H249ZM260 8V6H259ZM258 8V9H259ZM263 8V5H262ZM214 9V8H213ZM225 9V7H224ZM264 9V8H263ZM169 10V9H166ZM176 10V9H175ZM187 10H191L187 8ZM202 10V7H201ZM218 10V8H217ZM236 10V9H235ZM240 10V9H239ZM246 10V9H245ZM178 11V10H177ZM184 11V10H183ZM193 11V9H192ZM216 11V10H215ZM223 11V9H222ZM259 11V10H258ZM262 11V10H261ZM149 12V11H148ZM158 12V11H157ZM168 12V11H167ZM203 12V11H202ZM225 12V11H224ZM237 12V11H236ZM235 12V13H236ZM240 12V11H239ZM243 12L244 9H243ZM250 12V11H249ZM154 13V11H153ZM177 13V12H176ZM185 13V12H183ZM195 13V12H194ZM198 15V12H196ZM213 13V10H212ZM215 13V12H214ZM213 13V14H214ZM227 13H229L227 11ZM252 13V11L250 12V14ZM255 13V11H254ZM263 13V12H262ZM162 14V13H161ZM160 14V15H161ZM164 14V12H163ZM172 14V11L171 13ZM193 13H191L190 15L192 16ZM219 14V13H217ZM241 14V13H240ZM257 14V13H256ZM255 14V15H256ZM260 14V13H259ZM258 14V15H259ZM151 15V14H150ZM176 14H174L175 16ZM179 15V13H178ZM189 15V14H188ZM201 15V14H200ZM203 15V14H202ZM244 15V13L242 14ZM241 15V16H242ZM246 15V14H245ZM244 15V16H245ZM177 16V15H176ZM180 16V15H179ZM190 16V17H191ZM215 15H212L211 17H213ZM234 16V14H233ZM241 16H239L241 18ZM261 16V15H260ZM160 17V16H158ZM183 17V16H182ZM194 16V20L198 19L200 20L199 16ZM201 17V16H200ZM225 17V16H223ZM258 17V16H257ZM255 17V19L257 18ZM142 18V19H141ZM161 18V19H160ZM159 21H162L163 17H160ZM186 18L188 19V16H186ZM219 19V17H217ZM216 17L214 19L218 20ZM239 18V19H240ZM262 18V17H261ZM145 19V21H144ZM172 19V18H171ZM178 19V18H176ZM184 19V17H183ZM186 19V21L188 22V20ZM226 19H228L227 15H226ZM235 19V18H234ZM234 19H232V21H235ZM238 19V21H239ZM252 19V18H251ZM254 19V18H253ZM260 19V18H259ZM181 20V19H179ZM178 20V21H179ZM192 22H195V21ZM202 20V18H201ZM200 20V21H201ZM212 20V18H211ZM258 20V19H257ZM185 21V20H184ZM183 21V23H184ZM190 21V20H189ZM197 21V20H196ZM199 21V22H200ZM226 21V20H225ZM231 21V22H232ZM249 21V20H248ZM253 21V20H252ZM215 22V21H212ZM218 22V21H217ZM237 23V21H235ZM250 22V21H249ZM264 22V21H263ZM151 23V22H150ZM160 23V22H159ZM190 23V22H189ZM208 23V22H207ZM241 21H239V25H240ZM262 23V22H261ZM260 23V24H261ZM162 22H161V28H163L164 26H162ZM185 25L187 23H184ZM196 24V22H195ZM219 26H220V21L218 22ZM225 22L222 24V20H221V26L223 25V30L227 27V25H224ZM231 24V23H230ZM233 24V23H232ZM235 24V23H234ZM242 24V23H241ZM259 24V22H258ZM149 25V24H148ZM164 25V24H163ZM194 25V24H193ZM207 25V24H206ZM213 25V24H212ZM211 25V26H212ZM236 25V24H235ZM238 25V26H239ZM251 25V23H250ZM263 25V24H262ZM183 26V25H182ZM230 26V25H229ZM249 26V24L247 25ZM121 27V32H118L117 29ZM216 27V26H214ZM231 27V26H230ZM237 27V25H236ZM244 27V26H243ZM255 28H257L256 26H254ZM160 28V30H161ZM165 28V27H164ZM209 28V27H208ZM218 28V27H217ZM229 28V27H228ZM232 28V27H231ZM150 29V27H149ZM168 29V28H167ZM202 29V28H201ZM216 29V28H215ZM241 29V28H240ZM254 29V28H253ZM153 31V29H151ZM188 30V29H187ZM205 30V28L203 29V31ZM233 30V28H232ZM250 30V29H249ZM213 31V29H212ZM220 32V27L219 30ZM231 31V30H230ZM245 31V29H244ZM248 31V30H247ZM251 31L252 30L251 28ZM256 30V34H257ZM260 32L262 30H259ZM162 32V31H161ZM164 32H166L164 30ZM187 32V31H186ZM189 32V31H188ZM196 32V31H195ZM207 32L208 29H207ZM214 32V31H213ZM224 34V31H222ZM232 32V31H231ZM239 32V31H238ZM250 32V31H249ZM259 32V33H260ZM150 33V32H149ZM163 33V32H162ZM193 33V32H192ZM202 33V32H201ZM206 33V32H205ZM204 33V35H205ZM228 33V31H227ZM226 35L230 33H228ZM246 33V32H245ZM262 33V32H261ZM260 33V36L262 38V34ZM124 34V38H119L118 36ZM184 34V32L182 33ZM203 34V33H202ZM207 34V33H206ZM214 34V33H213ZM236 34V33H235ZM250 34V33H249ZM255 35V33H253ZM165 35V33H164ZM225 35V36H226ZM237 35V34H236ZM238 35H240L238 33ZM246 35V34H245ZM182 36V35H181ZM180 36V40H182V43L185 44V40L183 41V39H181L182 37ZM185 36V35H184ZM189 36H190V32H189ZM228 36V37H229ZM150 37V36H149ZM162 37V35H161ZM166 37V36H165ZM164 37V38H165ZM176 37V35H175ZM179 37V36H178ZM208 37V36H207ZM221 37V36H220ZM232 37V36H230ZM237 37V36H235ZM249 37V35H248ZM256 37V35L254 36ZM258 37V34H257ZM256 37V38H257ZM258 37V38H259ZM185 38V37H184ZM187 38V37H186ZM190 38V37H189ZM199 37H197L196 39H198ZM227 38V36H226ZM242 38V35H241ZM247 38V36L245 37V39ZM264 38V37H263ZM162 39V38H161ZM167 39V38H165ZM193 39V38H191ZM214 40L215 37H213ZM228 40H230L229 38H227ZM238 39V38H237ZM249 39V38H248ZM260 39V38H259ZM163 40V39H162ZM162 40H161V44H162ZM179 40V39H177ZM179 40V44L181 45V42ZM201 40V39H199ZM226 40V41H228ZM168 41V40H167ZM166 41V42H167ZM190 41V40H189ZM198 41V40H197ZM258 41V40H257ZM262 41V39H261ZM176 42V41H175ZM185 42V43H184ZM188 42V41H187ZM201 42V41H199ZM205 42V41H204ZM203 42V43H204ZM210 42V41H209ZM193 43V42H192ZM217 43V42H216ZM224 43V42H222ZM221 43V44H222ZM227 43V42H226ZM225 43V45H226ZM229 43V42H228ZM242 43V42H241ZM250 43V42H248ZM175 44V43H174ZM187 44V43H186ZM196 44V43H195ZM194 44V46H195ZM200 44V43H199ZM202 44V43H201ZM206 44V42H205ZM230 44V43H229ZM251 44V43H250ZM261 44V43H260ZM264 42H262L263 46ZM178 45V44H176ZM179 45V50L180 48L182 49V47H180ZM209 45V44H207ZM224 45L225 48H227ZM238 46V44H236ZM242 45V44H241ZM245 45H247V43H245ZM158 46V45H157ZM171 46V45H170ZM186 46V45H185ZM192 47L193 45H189ZM206 46V45H205ZM202 46L201 47H204ZM169 47V46H168ZM200 47V46H199ZM260 47V46H259ZM258 47V48H259ZM264 47V46H263ZM178 50V47L176 46ZM186 48V47H185ZM196 48V47H195ZM202 48V49H204ZM209 48V47H208ZM224 48V51L226 52ZM252 48V47H251ZM254 48V46H253ZM256 48V47H255ZM256 48V49H258ZM174 49V48H173ZM193 50V48H191ZM201 49V48H200ZM201 49V50H202ZM229 49V48H228ZM232 49V48H231ZM230 49V51H231ZM246 49V48H245ZM186 50V49H182ZM201 50H197L200 51ZM196 51V50H195ZM217 51V50H216ZM238 51V50H237ZM243 51V49H242ZM253 51V50H252ZM258 51V50H257ZM198 53V54H199ZM202 53V51H201ZM214 53V52H213ZM230 52L226 53V56H228ZM241 53V51H240ZM255 53V52H254ZM148 54V55H147ZM177 54V53H176ZM197 54V53H196ZM197 54V55H198ZM228 54V55H227ZM231 54V53H230ZM237 54V53H236ZM253 54V53H251ZM257 54V53H256ZM261 54V53H260ZM259 53L257 55H260ZM191 55V54H190ZM189 55V56H190ZM205 55V54H204ZM203 55V56H204ZM213 55V54H212ZM216 55V54H215ZM214 55V58H215ZM170 56V55H169ZM202 56V55H200ZM248 56V55H246ZM252 56V55H251ZM255 56V55H254ZM196 57V56H195ZM209 57V56H208ZM224 57V56H223ZM234 57V56H233ZM241 58V55L239 56ZM260 57V56H259ZM262 57V54H261ZM198 58V56L196 57ZM195 58V59H196ZM207 58V57H206ZM205 58V59H206ZM218 59V57H216ZM244 58V55H243ZM246 58V57H245ZM252 58V57H251ZM255 58V57H254ZM264 58V57H263ZM137 59H143L145 60L146 66H144L145 64H141L140 62L137 61ZM192 59V58H191ZM227 59V58H226ZM242 59V58H241ZM194 60V59H193ZM192 60V61H193ZM211 60V59H210ZM209 60V61H210ZM214 60V59H213ZM236 60V59H235ZM253 61V59H251ZM257 60V59H256ZM259 60V59H258ZM257 60V63H258ZM196 61V60H195ZM208 61V64H209ZM243 61V60H242ZM245 61H248V58H246ZM251 61V62H252ZM255 61V59H254ZM262 61V59H261ZM261 61L259 60L260 64ZM177 62V61H176ZM235 62V61H234ZM237 62V61H236ZM241 62V61H240ZM154 63V64H153ZM188 63V62H187ZM196 63V62H195ZM215 62L213 61L212 64H214ZM256 65H258L256 62H254ZM194 64V63H193ZM197 64V63H196ZM206 64V63H205ZM216 64V63H215ZM228 64V63H227ZM178 65V63H177ZM234 65V63H233ZM247 65V64H246ZM262 65V64H261ZM212 66V65H211ZM211 66H208V69L206 68V70L209 71V67L211 68ZM216 66V65H215ZM214 66V67H215ZM230 66V64H229ZM239 66V65H238ZM242 66V65H241ZM253 66V65H252ZM206 67V65H205ZM225 67V66H224ZM223 67V68H224ZM159 68V67H158ZM162 68V66L160 67V69ZM178 68V72H179V67ZM185 68V67H184ZM187 68V65H186ZM190 68V66H189ZM216 68V67H215ZM259 68V67H258ZM261 68V67H260ZM259 68V69H260ZM163 69V68H162ZM161 69V71H162ZM169 69V68H168ZM218 69V68H217ZM226 69V68H225ZM240 69V67L238 68ZM181 70V69H180ZM188 68L186 69L187 72ZM213 70V69H212ZM210 70V71H212ZM216 70V69H215ZM237 70V69H236ZM254 70V69H253ZM257 70V69H256ZM263 70V69H262ZM191 71V69H190ZM209 71V72H210ZM226 70H224L225 72ZM235 70H233L234 72ZM264 71V70H263ZM168 72L170 73V71L168 70ZM192 72V71H191ZM208 74H212V72H210ZM217 72V71H216ZM223 70L221 71L222 74ZM236 72V71H235ZM238 72V71H237ZM236 72V73H237ZM243 72V71H240ZM161 72H159L160 74ZM180 73V72H179ZM189 73V71H188ZM220 73V72H219ZM229 73V72H228ZM156 74V73H155ZM192 74V73H191ZM210 74V75H211ZM217 74V73H216ZM224 74V73H223ZM152 75V74H151ZM193 75V74H192ZM207 75V74H206ZM241 75V74H240ZM161 76V75H160ZM203 76V75H201ZM218 77V75H216ZM221 76V75H220ZM236 76V74H235ZM239 77V75H237ZM175 77V76H174ZM228 77V76H227ZM176 78V77H175ZM187 78V77H186ZM232 78V77H231ZM181 79V76H180ZM179 79V80H180ZM189 79V77H188ZM191 80H193L195 82V78H190ZM202 79V78H201ZM205 79V77H203L202 81ZM211 79V77H210ZM215 79V76H214ZM223 79V77H222ZM236 79V77L234 78ZM177 80V79H176ZM216 80V79H215ZM219 80H221V78L219 77ZM228 80H232V79H228ZM169 80L167 79V82ZM182 81V79H181ZM210 81V80H209ZM213 80L211 79V82ZM218 81V80H217ZM233 81V80H232ZM231 81V82H232ZM239 81V80H238ZM147 82V81H146ZM154 82V81H153ZM193 82V84H194ZM264 81L262 80V83ZM158 83V82H157ZM169 83V82H168ZM171 83V82H170ZM179 83V82H178ZM187 84V82H185ZM206 85L204 87H208V82H204ZM215 83V82H213ZM218 85H223L222 83H218L216 82ZM150 84V82H149ZM162 84V83H161ZM160 84V86H161ZM189 84V82H188ZM226 84V82H225ZM152 85V82H151ZM158 85V84H157ZM190 85V84H189ZM196 85V82H195ZM200 85V83H199ZM204 85V84H203ZM264 85V84H263ZM163 86V84H162ZM171 86V84L169 85ZM181 86V85H180ZM188 85H186L187 87ZM191 86V85H190ZM216 86V85H214ZM255 86V85H254ZM253 86V87H254ZM152 87V86H151ZM179 87V86H178ZM219 87V86H218ZM158 88V86H157ZM191 88V87H190ZM200 88H202V85L200 86ZM199 88V89H200ZM212 88H214L212 86ZM211 88V90H212ZM221 86H220V92H221ZM247 88V87H246ZM255 88V87H254ZM259 88H262L261 86H259ZM141 89V88H140ZM148 89V88H147ZM160 89V88H159ZM162 89V88H161ZM179 91L180 87L178 88ZM189 89V87H188ZM248 89V88H247ZM137 90V88H136ZM152 90V89H151ZM190 90V89H189ZM255 90V89H254ZM140 91V90H139ZM138 91V92H139ZM145 91V90H144ZM188 91V90H187ZM186 91V92H187ZM194 91V90H193ZM207 91V90H206ZM209 91V90H208ZM216 92V89L214 90ZM263 92V90H261ZM109 92V91H108ZM151 92V91H150ZM167 92V91H166ZM182 92V91H181ZM183 92H185V90H183ZM224 92V91H222ZM221 92V94H222ZM227 92V91H225ZM234 92V91H233ZM236 92V90H235ZM234 92V93H235ZM256 92V91H255ZM229 93V92H227ZM231 93V92H230ZM258 93V92H257ZM256 93V94H257ZM264 93V92H263ZM112 94V97H113ZM155 94V93H154ZM160 94V92L158 93ZM156 93V95H158ZM177 94V91H176ZM226 94V93H225ZM238 94V93H237ZM236 94V95H237ZM115 95V94H114ZM124 95V94H123ZM123 95L121 97H123ZM178 95V94H177ZM180 95V94H179ZM194 95V93L192 94ZM217 95V94H216ZM228 94H226L227 96ZM235 95V98H236ZM258 95V94H257ZM120 96V95H119ZM137 96V95H136ZM109 97V95H108ZM111 97V99H112ZM126 97V98H127ZM153 97V95H152ZM176 97V96H175ZM197 97V96H196ZM224 97V96H223ZM238 97V96H237ZM125 98V97H124ZM141 98V97H140ZM144 98V97H143ZM166 98V97H165ZM180 98V97H179ZM190 98V96H189ZM226 98V97H225ZM239 98V97H238ZM256 98V97H255ZM110 99V98H109ZM142 99V98H141ZM145 99V98H144ZM159 99V98H158ZM162 99V96H161ZM224 100V98H222ZM227 99V98H226ZM240 99V98H239ZM118 100V99H117ZM133 100V98H132ZM180 100H182L180 98ZM179 100V101H180ZM191 100V98H190ZM209 100V99H207ZM211 100V99H210ZM257 100V99H254ZM167 101V100H166ZM178 101V102H179ZM193 101V100H192ZM259 101V100H257ZM125 102V101H124ZM139 102V101H138ZM158 102V101H157ZM176 102V101H175ZM213 102V101H212ZM210 102L209 104L211 105ZM256 101H254L255 103ZM110 103V101H109ZM143 103V102H142ZM156 103V102H155ZM150 104V103H149ZM205 104V101H204ZM208 104V101H207ZM242 104V102H241ZM259 104V103H258ZM164 105V104H163ZM172 105H174L172 103ZM183 105V104H182ZM249 105V104H248ZM144 106H146V103H144ZM209 106V105H208ZM230 106V105H228ZM232 106H234V104H232ZM237 106V105H236ZM239 106V105H238ZM237 106V107H238ZM241 106V105H240ZM247 106V105H246ZM257 106V105H256ZM116 107V106H115ZM175 107V105H174ZM179 107V106H178ZM205 107V106H204ZM212 107V106H211ZM123 108V107H122ZM125 108V106H124ZM127 108V107H126ZM181 107H179L180 109ZM206 108V107H205ZM214 108V107H213ZM229 108V107H228ZM231 108V107H230ZM241 108V107H240ZM260 108V107H258ZM120 109V107H119ZM129 109V108H128ZM143 109V108H142ZM145 109V107H144ZM177 107H176V111H177ZM210 109V108H209ZM226 109V108H225ZM239 109V107H238ZM237 109V111H238ZM248 109V107H247ZM115 110V109H114ZM113 110V113H114ZM140 110V107H139ZM208 110V109H207ZM216 110V108H215ZM221 110V109H220ZM228 110V109H227ZM240 110V109H239ZM124 111V110H123ZM130 111V109H129ZM185 111V110H184ZM205 111V110H203ZM211 111V110H210ZM214 111V110H213ZM247 111V110H246ZM144 112V110H143ZM179 112V111H178ZM202 112V111H201ZM206 112V111H205ZM205 112H202L201 114H205ZM212 112V111H211ZM215 112V111H214ZM219 112V110L217 111ZM127 113V112H126ZM153 113V112H151ZM177 113V112H176ZM183 113V112H182ZM194 113V111H193ZM239 113V112H238ZM264 113V112H263ZM107 114V116H106ZM124 114V113H123ZM129 114V113H128ZM208 114H209V110H208ZM207 114V115H208ZM219 114V113H218ZM217 117L220 116V114ZM125 115V114H124ZM127 115V114H126ZM152 115V114H151ZM177 115V114H176ZM184 115V114H182ZM193 115V114H192ZM195 115V114H194ZM206 115V114H205ZM206 115V116H207ZM215 115V114H214ZM213 115V116H214ZM222 115V114H221ZM232 115V114H231ZM241 115V114H240ZM249 115V114H248ZM257 115V114H256ZM262 115V114H261ZM86 116V117H85ZM110 116L112 117V114H110ZM154 116V115H152ZM212 117V115H210ZM143 117H145L143 115ZM156 117V116H155ZM176 117V116H175ZM180 118L181 113H180ZM178 117V118H179ZM192 117V116H191ZM216 117V116H215ZM214 117V118H215ZM216 117V118H217ZM238 117V116H237ZM242 117V115H241ZM251 117V115H250ZM256 117V116H255ZM254 117V118H255ZM260 117V116H259ZM262 117V116H261ZM110 118V117H109ZM115 118V115H114ZM136 118V117H135ZM153 118V117H152ZM166 118V117H165ZM179 118V119H180ZM204 121L207 119L205 116H203ZM202 118V119H203ZM223 118V116H222ZM235 118V117H234ZM254 118H253V122H254ZM258 118V117H257ZM111 119V118H110ZM113 119V118H112ZM111 119V120H112ZM127 119V118H125ZM144 119V118H143ZM146 119V118H145ZM149 119V118H148ZM168 119V118H167ZM211 119V118H210ZM219 120L221 119L218 118ZM227 119V118H226ZM244 119V118H243ZM242 119V120H243ZM115 120V119H114ZM131 120V119H130ZM174 120V119H173ZM176 120V119H175ZM212 120V119H211ZM217 120V119H216ZM224 120V119H223ZM246 120V119H245ZM250 120V119H249ZM128 121V120H127ZM138 121V119H137ZM152 121V120H151ZM172 121V119L170 120V122ZM181 121V120H179ZM178 121V122H179ZM227 122V120H225ZM261 121V119H260ZM125 122V120H124ZM132 122V120H131ZM129 122V123H131ZM203 122V120L201 121ZM200 122V123H201ZM208 122V121H207ZM206 122V123H207ZM241 122V121H239ZM252 122V123H253ZM126 123V122H125ZM143 123V122H142ZM155 123V122H153ZM186 123V122H185ZM211 123V122H210ZM210 123H207L208 125ZM216 123V122H215ZM250 123V121H249ZM114 124V123H113ZM116 124V122H115ZM114 124V125H115ZM134 124V122H133ZM145 124V123H144ZM147 124V123H146ZM172 124V122L170 123ZM181 124V122H180ZM189 124V123H187ZM202 124V123H201ZM243 124V123H242ZM241 124V125H242ZM247 124V123H246ZM256 124V122H255ZM113 125V127H114ZM154 125V124H153ZM168 125V124H167ZM184 125V124H183ZM233 125V124H232ZM240 125V124H239ZM250 125V124H249ZM124 126V125H123ZM135 126V125H134ZM138 126V124L135 126ZM187 126V125H186ZM185 126V127H186ZM205 126V124H204ZM210 126V125H209ZM209 126H205L209 127ZM230 126V125H229ZM245 126H248L245 125ZM262 126V125H261ZM260 126V128H261ZM125 127V126H124ZM130 127V126H129ZM143 127V125H142ZM145 127V126H144ZM182 127V126H181ZM189 127V126H188ZM197 127V126H196ZM199 127V126H198ZM203 127V126H202ZM227 126H225L226 128ZM243 127V126H242ZM264 127V126H263ZM115 128H118V124L116 125ZM126 128V127H125ZM139 128V127H137ZM151 128V127H149ZM204 128V127H203ZM212 128V126H211ZM224 128V127H223ZM237 128V126H236ZM249 128V127H248ZM119 129V128H118ZM116 129V130H118ZM128 129V128H127ZM140 129V128H139ZM196 129V128H195ZM194 129V130H195ZM208 129V128H207ZM229 129V128H228ZM264 129V128H263ZM113 130V129H112ZM126 130V129H125ZM147 130V129H145ZM150 131V129H148ZM174 130V129H173ZM205 130V129H204ZM211 130V129H210ZM224 130V129H223ZM258 130V128H257ZM128 131V130H127ZM134 131V130H132ZM171 131V129H170ZM169 131V132H170ZM206 131H209L206 130ZM227 131V129H226ZM237 131V130H236ZM242 131V130H241ZM262 131V130H261ZM260 131V132H261ZM61 132H63L64 136L62 139L61 138ZM126 132V131H125ZM137 132V131H135ZM146 132V131H145ZM156 132V131H155ZM189 132V131H188ZM187 132V133H188ZM203 132V131H202ZM205 132V131H204ZM244 132V131H243ZM247 132V131H246ZM259 132V131H258ZM257 132V133H258ZM142 133V132H140ZM148 133V132H147ZM174 133V131H173ZM171 133V134H173ZM183 133V130H182ZM186 133V132H184ZM225 133V132H224ZM250 133V132H249ZM254 133V132H253ZM60 134V136L58 135ZM115 134V133H113ZM143 134V133H142ZM175 134V133H174ZM177 134V133H176ZM220 134V133H219ZM222 134V132H221ZM226 134V133H225ZM243 135L245 133H242ZM248 134V132L246 133ZM245 134V136H246ZM251 134V133H250ZM262 134V133H260ZM264 134V132H263ZM134 135V134H133ZM131 135V136H133ZM137 135V133H136ZM197 135V133H196ZM200 135H203V133ZM205 135V134H204ZM207 135V134H206ZM211 135V132H210ZM253 137L254 135L251 134ZM130 136V135H129ZM135 136V135H134ZM173 136V135H172ZM186 135H184L185 137ZM191 136V133H190ZM209 136V135H208ZM207 136V137H208ZM250 136V135H249ZM113 137V136H112ZM144 137V136H142ZM141 137V138H142ZM174 137V136H173ZM188 137V136H187ZM186 137V139H187ZM203 137V136H202ZM206 137V136H205ZM223 137V135L221 136ZM227 137L224 136V138ZM229 137V136H228ZM238 137V136H236ZM133 138V137H132ZM156 138V137H155ZM199 138V137H198ZM244 138V137H243ZM247 138V137H246ZM138 139L135 138V140ZM148 139V138H147ZM202 138L200 137V140ZM220 139V137H219ZM254 139V138H253ZM261 139V138H260ZM127 140V139H125ZM145 140V138H144ZM174 140V139H172ZM189 140L190 137H189ZM225 141V139H223ZM220 139L219 143L221 141H223ZM113 141V140H112ZM119 141V140H118ZM123 141V140H122ZM137 141V140H136ZM157 141V140H155ZM186 141V140H185ZM211 141V140H210ZM218 141V138H217ZM242 141V140H241ZM248 141V140H247ZM260 141V140H259ZM263 141V140H262ZM261 141V143H262ZM116 142V141H115ZM129 142V140H128ZM142 142V140H141ZM146 142V141H145ZM153 142V141H152ZM189 142V141H188ZM186 142V143H188ZM199 142V141H198ZM201 142V141H200ZM199 142V143H200ZM215 142V140H214ZM147 143V142H146ZM173 143V142H172ZM171 143V144H172ZM184 143V142H183ZM213 143V142H212ZM217 143V142H216ZM222 143V142H221ZM226 143V142H225ZM243 143V142H242ZM249 143V141L247 142ZM252 143V142H250ZM257 143V142H256ZM65 144L68 145V147L70 146L72 151L71 153H73L72 158H66L67 160V164L63 161V155L65 157L66 154V147ZM110 144L107 146L108 150L110 148ZM124 144L126 145V143L124 142ZM143 144V142L141 143V145ZM156 144V143H155ZM165 144V143H164ZM192 144V140L191 143ZM189 144V146H190ZM204 144V143H203ZM201 143V146L203 145ZM208 144V143H207ZM223 144V143H222ZM244 144V143H243ZM125 145L123 146V148H125ZM173 145V144H172ZM185 145V143H184ZM117 146V145H116ZM116 146L114 145V147L116 148ZM149 146V145H148ZM147 146V147H148ZM151 146V145H150ZM162 146V143H161ZM186 146V145H185ZM188 146V148H189ZM205 146V145H204ZM247 146V144H246ZM143 147V145H142ZM175 147V145L173 146ZM233 147V144L230 148ZM144 148V147H143ZM152 148V147H149ZM149 148L147 149V151L149 150ZM155 148H158L155 147ZM166 148V146L164 147V149ZM187 148V147H186ZM187 148V149H188ZM213 148V146H212ZM243 147H241L242 149ZM246 148V147H244ZM68 149V148H67ZM113 149V148H112ZM118 149V147H117ZM128 149H131V147L129 146ZM199 149L201 150V147H199ZM206 149V148H205ZM127 150V148H126ZM135 150V149H134ZM151 150V149H150ZM149 150V151H150ZM169 150V149H167ZM175 150V149H174ZM191 150V149H190ZM193 150V149H192ZM191 150V152H193ZM211 150V147H210ZM243 150V149H242ZM241 150V151H242ZM246 150V149H245ZM249 150V149H248ZM247 150V151H248ZM264 150V148H263ZM69 151V150H67ZM118 151V150H116ZM123 151H125V149H123ZM122 151V152H123ZM131 151V150H130ZM141 151V150H140ZM154 151V150H153ZM156 151V150H155ZM178 151V150H177ZM186 151V150H185ZM207 151V150H206ZM205 151V152H206ZM212 151V150H211ZM218 151V150H217ZM227 151V150H226ZM112 157L111 159L114 158V156L112 155V151L110 152V150L108 151ZM137 152V151H136ZM199 152V151H198ZM204 152V150H203ZM221 154L223 153L222 150L218 151V153ZM228 152V151H227ZM252 152V151H251ZM105 153V152H103ZM120 153V151H119ZM126 153V152H125ZM130 153V152H129ZM158 153V152H157ZM177 153V152H176ZM175 153V154H176ZM207 153V152H206ZM211 153V152H210ZM209 153V154H210ZM234 153V151H233ZM236 153V152H235ZM239 153V152H238ZM237 153V154H238ZM242 153V152H241ZM244 153V152H243ZM107 154V152H106ZM107 154V155H108ZM115 154V152H114ZM134 154V153H133ZM187 154V153H186ZM194 154V152L192 153ZM200 154V153H199ZM216 154V153H215ZM229 154V153H228ZM231 154V152H230ZM262 154V153H261ZM72 155V154H71ZM123 155V154H122ZM128 155V152H127ZM135 155V154H134ZM138 156L140 154H137ZM142 155V154H141ZM145 155V154H143ZM142 155V156H143ZM153 155V154H152ZM177 155V154H176ZM205 155V154H204ZM208 153L206 154L205 157H207ZM217 155V154H216ZM215 155V157H216ZM224 155V153H223ZM226 155V154H225ZM239 155V154H238ZM109 156V155H108ZM126 156V155H124ZM137 156V159L139 158ZM141 156V157H142ZM169 156V154L167 155ZM186 156V155H185ZM188 156H190V152L188 153ZM209 156V155H208ZM230 158H234V156L232 155H228ZM250 156V155H249ZM258 156V155H255ZM62 157V158H61ZM110 157V156H109ZM108 157V158H109ZM115 157H118L117 155H115ZM136 157V156H135ZM134 157V158H135ZM170 157V156H169ZM192 158V156H190ZM189 157V158H190ZM199 157V156H198ZM221 157V156H220ZM227 157V156H226ZM228 157V158H229ZM260 157V156H259ZM105 158V156H104ZM107 158V156H106ZM130 158V157H129ZM143 158H145L143 156ZM150 158V157H149ZM181 158V157H180ZM179 157H177V159H175L178 162V159H180ZM194 158V157H193ZM192 158V159H193ZM227 158L228 161L227 164H229V159ZM232 158V159H233ZM251 158V156H250ZM59 159V160H58ZM162 161H165L163 158H161ZM166 159V156H165ZM196 159V158H195ZM252 159V158H251ZM248 158V160H251ZM103 160V159H101ZM115 160V159H114ZM140 160V159H139ZM148 160V159H146ZM160 160V159H159ZM167 160V159H166ZM191 160V159H190ZM198 160V159H197ZM231 160V159H230ZM234 160V159H233ZM231 160V161H233ZM243 160V159H242ZM100 161V159L98 160ZM112 161V160H110ZM149 161V160H148ZM147 161V162H148ZM158 161V159H157ZM155 160V164L157 162ZM186 161V159H185ZM223 161V160H221ZM237 161V160H235ZM117 165H118V161ZM135 162V161H134ZM145 162V161H144ZM161 162V161H158ZM166 162V161H165ZM187 162V161H186ZM186 162H185V166H186ZM188 162H190L188 160ZM198 162V161H197ZM239 162V161H238ZM242 162V161H241ZM81 163V164H80ZM99 164V162H98ZM111 164V162H110ZM112 164H114V162L112 161ZM123 164L125 165V162H123ZM219 164V162H218ZM225 164V162H224ZM226 164V165H227ZM132 165V164H131ZM138 165H139V161H138ZM177 165V164H175ZM232 165V162H231ZM101 166V165H100ZM112 166V165H111ZM133 166H135V164H133ZM137 166V165H136ZM134 167L137 168V167ZM158 166V165H157ZM193 166V164H192ZM209 166V165H208ZM211 166V164H210ZM220 166V164H219ZM235 166V165H234ZM257 166H259L257 164ZM256 166V167H257ZM102 167V166H101ZM108 167V166H107ZM115 164L114 166H112L113 170H114ZM118 167H120L118 165ZM147 167V166H146ZM160 167V166H159ZM162 169L164 166H162ZM172 167V166H171ZM176 166H174L175 168ZM191 167V166H190ZM212 166V170H213ZM261 167V165H260ZM73 168V167H72ZM111 168V167H110ZM116 168V167H115ZM173 168V167H172ZM178 168V167H177ZM221 168V167H220ZM253 168V167H252ZM80 169L79 173H81ZM117 169V168H116ZM115 169V170H116ZM125 169V168H123ZM132 169V167H131ZM194 169V168H193ZM209 169V168H208ZM258 169V168H257ZM111 170V171H113ZM119 170V169H118ZM133 170V169H132ZM167 170V169H166ZM229 172V169H227ZM232 170V169H231ZM230 170V171H231ZM236 170V167H235ZM238 170V169H237ZM77 171V170H75ZM121 171V170H120ZM118 171V172H120ZM137 171V170H136ZM146 171V170H145ZM162 171V170H161ZM168 171V170H167ZM179 171V170H178ZM203 171V169H202ZM254 171V170H253ZM114 172V171H113ZM127 172H129V170L127 169ZM164 172V171H163ZM173 172V171H172ZM196 172V170H195ZM76 173V172H75ZM77 173V174H79ZM122 173V172H121ZM119 173V174H121ZM125 173V171H124ZM144 173V171H143ZM161 173V172H160ZM169 173V172H168ZM178 173V172H177ZM184 173V172H183ZM261 173V172H260ZM82 174V173H81ZM84 174V172H83ZM131 174V172H130ZM142 174V172H141ZM145 174V173H144ZM193 171H192V176H193ZM204 174V173H203ZM214 174V173H213ZM123 175V174H122ZM128 175V174H127ZM132 175V174H131ZM135 175V173H134ZM134 175L132 177H134ZM185 175V173H184ZM195 175V174H194ZM80 176V175H79ZM126 176V175H125ZM129 176V175H128ZM162 176V175H161ZM160 176V177H161ZM175 176V175H174ZM188 176V175H187ZM191 176V177H192ZM219 176V174H218ZM231 176V175H230ZM233 176V175H232ZM251 176V175H250ZM259 176V173L258 175ZM256 176V177H257ZM83 177V176H82ZM103 178V176H101ZM108 177V176H107ZM120 177V176H119ZM124 177V175L122 176ZM130 177V176H129ZM176 177V176H175ZM185 178H183L186 182V175L184 176ZM190 177V176H189ZM224 177V176H223ZM109 178V177H108ZM111 178V177H110ZM145 178H150V176L145 177ZM159 176H157V180H158ZM180 178V176L178 177ZM195 178V176L193 177ZM87 179V178H86ZM121 179V177H120ZM131 179V177H130ZM129 179V180H130ZM155 179L156 178H150V180ZM168 179V178H167ZM197 179V178H195ZM253 179V178H252ZM258 179V177L256 178ZM133 179H131L132 182ZM190 183H191V179L189 178ZM223 180V179H222ZM233 180V179H232ZM242 180V179H241ZM80 181V180H79ZM102 181H104L102 179ZM111 181V180H109ZM108 181V182H109ZM121 181V180H119ZM143 181H146V179ZM142 181V182H143ZM154 181V180H153ZM162 181H165L161 180ZM169 181V180H168ZM166 181V182H168ZM173 181V180H172ZM188 181V180H187ZM195 181V180H194ZM193 181V183H195ZM205 181V180H203ZM211 182V179L209 180ZM216 181H218V178L216 179ZM156 182V181H155ZM165 182V183H166ZM208 182V181H207ZM232 182V181H231ZM73 181H71L72 185ZM104 183V182H103ZM110 183V182H109ZM111 183L114 184V182L112 181ZM160 183V182H159ZM158 183V184H159ZM170 183V182H168ZM189 183V182H188ZM187 183V184H188ZM213 183V182H212ZM220 183V182H219ZM262 183V182H261ZM260 183V184H261ZM112 184V185H113ZM134 184V183H131ZM157 184V185H158ZM172 184V183H171ZM178 184V183H177ZM183 183H181L182 185ZM217 184V183H215ZM240 183L237 184V186H239ZM256 184V183H255ZM160 185V184H159ZM168 185V184H167ZM173 185V184H172ZM172 185H169L170 188L172 187ZM198 185V183H197ZM74 186V184H73ZM129 186V185H128ZM161 186V185H160ZM207 186V184H206ZM211 186V185H210ZM219 186V184H218ZM217 186V187H218ZM252 186V185H251ZM256 186V185H254ZM261 186V185H260ZM85 187V185H84ZM109 187V186H108ZM131 187V186H130ZM129 187V188H130ZM159 187V186H158ZM162 187L164 188V186L162 185ZM166 187V185H165ZM189 187V186H188ZM199 187V186H198ZM209 187V186H208ZM249 187V185H248ZM264 187V186H263ZM86 188V187H85ZM89 188V187H88ZM98 188V187H97ZM128 187H126L127 189ZM168 188V190L170 189ZM177 188V187H176ZM200 188V187H199ZM198 188V189H199ZM212 188V187H211ZM224 188V187H223ZM233 188V187H232ZM105 189V188H104ZM103 189V190H104ZM120 189V188H119ZM118 189V191H119ZM165 189V188H164ZM175 189V187H174ZM197 189V190H198ZM226 189V188H225ZM91 190V189H89ZM88 190V192H89ZM99 190V189H98ZM98 190L96 189L97 193ZM136 190V189H135ZM162 190V189H161ZM173 190V189H172ZM195 190V188H194ZM233 190V189H232ZM264 190V189H263ZM95 191V192H96ZM115 192V193H118ZM140 191V190H139ZM175 191V190H174ZM180 191V190H179ZM229 191V189H228ZM92 192V191H91ZM90 192V194H91ZM100 192V190H99ZM108 192H111V190H109ZM126 192H128L126 190ZM85 193V192H84ZM82 193V194H84ZM96 193V194H97ZM103 193H106L105 191ZM112 193V192H111ZM160 193V191L158 192ZM163 193V192H162ZM173 193V192H172ZM227 193V192H226ZM122 194V193H121ZM179 194V193H178ZM183 194V193H182ZM185 194V193H184ZM220 195V193H218ZM228 194V193H227ZM237 194V193H236ZM251 194V193H250ZM113 195V194H112ZM125 195V194H124ZM131 195V194H130ZM154 195V193H153ZM164 195V194H163ZM191 195V194H190ZM199 195V193H198ZM211 195V193H210ZM216 195V194H215ZM223 195V194H222ZM220 195L222 198L223 196ZM85 196V195H84ZM87 196V195H86ZM97 196V195H96ZM111 196V195H110ZM136 196V195H135ZM156 196V195H155ZM201 196V195H200ZM198 198H201V197ZM226 196V195H225ZM256 196V195H255ZM102 197V195H101ZM140 198V196H138ZM138 197L136 198L138 200ZM142 197V196H141ZM184 197V196H183ZM195 197V196H194ZM197 197V195H196ZM215 197V196H214ZM229 197V196H228ZM253 197V196H252ZM96 198V197H95ZM100 196L97 197V199L99 200ZM111 198V197H110ZM121 198V197H120ZM152 198V196H151ZM154 198V197H153ZM158 198V196H157ZM160 198V197H159ZM170 198V197H169ZM191 198V197H190ZM197 198V199H198ZM219 198V196H218ZM96 199V201H97ZM103 200H105L102 197ZM109 199V198H108ZM123 199V198H122ZM130 199V198H129ZM135 199V200H136ZM142 199V198H141ZM155 199V198H154ZM215 199V198H214ZM238 199H240L238 197ZM264 199V198H263ZM95 200V199H94ZM117 198L114 200L115 202ZM119 200V198H118ZM136 200V201H137ZM151 200V199H150ZM156 200V199H155ZM195 200V198H194ZM206 200V198H205ZM212 200V199H211ZM223 200V199H222ZM94 201V203L96 202ZM112 201V199H111ZM142 201V200H141ZM139 200V202H141ZM147 200H145L146 202ZM184 201V200H183ZM193 202V200H191ZM221 201V200H219ZM108 202V201H107ZM139 202L137 201V203L139 204ZM154 201H152L153 203ZM174 202V200H173ZM191 202V204H192ZM197 202V201H196ZM195 202V203H196ZM199 202V201H198ZM197 202V203H198ZM214 202V201H213ZM212 202V203H213ZM224 202V201H223ZM238 202L240 203V201L238 200ZM249 202V201H248ZM91 203V202H90ZM110 203V202H109ZM114 202L110 203L113 204ZM125 204L128 205V203L124 202ZM149 203V201H148ZM147 203V204H148ZM151 203V202H150ZM180 203V202H179ZM189 203V202H188ZM196 203V205H197ZM228 203V202H227ZM105 204V203H103ZM108 204V203H107ZM132 204H135L134 202ZM143 204V201H142ZM169 204V203H168ZM176 204V203H175ZM182 204V203H181ZM194 204V203H193ZM201 204V203H200ZM199 204V205H200ZM217 204V203H216ZM91 205V204H90ZM114 205V204H113ZM118 205V203H117ZM119 205H121V203L119 202ZM118 205V206H119ZM136 205V204H135ZM149 205V204H148ZM177 205V204H176ZM188 205V204H187ZM194 204V206H196ZM207 204H204V207ZM234 205V204H233ZM232 205V206H233ZM64 206V207H67ZM84 206V205H83ZM82 206V207H83ZM87 206V205H85ZM95 206V205H93ZM96 206H99L96 204ZM108 206V205H107ZM130 206V205H129ZM170 206V205H169ZM179 206V205H178ZM192 206V205H191ZM251 206V205H250ZM91 207V206H90ZM105 206H103L104 208ZM114 207V206H113ZM116 207V206H115ZM114 207V208H115ZM122 207V206H121ZM132 207V205H131ZM141 207V205H140ZM156 207V206H155ZM168 207V206H167ZM182 207V205H181ZM193 207V206H192ZM191 207V208H192ZM197 207V206H196ZM202 208V205H200L198 208ZM208 207V206H207ZM206 207V208H207ZM93 209H91V211L93 210L94 212L96 211V207H92ZM125 208V207H124ZM136 208L138 209L139 207L136 206ZM184 208V207H183ZM194 208V207H193ZM238 208V207H237ZM240 208V207H239ZM247 208V207H246ZM70 209V208H69ZM99 209V208H97ZM156 209V208H155ZM161 209V208H160ZM189 209V208H188ZM196 209V208H195ZM252 209V208H251ZM108 210V209H107ZM116 210V208H115ZM141 210V209H140ZM167 210V208H166ZM197 210V209H196ZM236 210V209H235ZM240 210V209H238ZM242 210V209H241ZM249 210V209H248ZM64 211V210H63ZM73 211V210H72ZM77 211V210H76ZM118 211V210H117ZM138 211V210H136ZM144 211V208H143ZM169 211V209H168ZM189 211V210H188ZM207 211V210H206ZM216 211V210H215ZM225 211V210H224ZM93 212V213H94ZM125 212V210H124ZM134 212V211H133ZM132 212V214H133ZM159 212V211H158ZM170 212V211H169ZM183 212V211H182ZM185 212V210H184ZM195 212V211H194ZM197 212V211H196ZM199 212V211H198ZM197 212V213H198ZM230 212V211H229ZM91 213V212H90ZM100 213V212H98ZM108 213V212H107ZM137 213V212H136ZM153 213V212H152ZM171 213V212H170ZM187 213V212H185ZM184 213V214H185ZM195 213V214H197ZM200 213V212H199ZM207 213V212H206ZM89 214V213H88ZM95 214V213H94ZM131 214V213H130ZM183 214V215H184ZM194 214V215H195ZM223 214V213H222ZM54 215H52L54 217ZM72 215V214H71ZM79 215V214H78ZM77 215V216H78ZM158 215V214H157ZM187 215V214H186ZM191 215V213H190ZM199 215V214H198ZM201 215V214H200ZM242 215V214H241ZM250 215V214H249ZM60 216V217H59ZM101 216V215H100ZM148 216V215H147ZM188 216V215H187ZM193 216V214H192ZM222 216V215H221ZM231 216V214H230ZM91 217V216H90ZM94 219V216H92ZM98 217V214H97ZM122 217V216H121ZM156 217V216H155ZM158 217V216H157ZM174 217V216H173ZM218 217V216H217ZM251 217V216H250ZM257 217V216H256ZM262 217V215H261ZM82 218V217H81ZM123 218V217H122ZM126 220V217H124ZM123 218V219H124ZM128 218V216H127ZM179 218V217H178ZM193 218V217H192ZM199 218V217H198ZM253 218V217H252ZM259 218H260V213H259ZM258 218V220H260ZM55 219V217L53 218V220ZM74 219V218H73ZM99 219V218H97ZM96 222H99L97 221ZM107 219V218H106ZM122 219V220H123ZM150 219V217H149ZM175 219V218H174ZM177 219V218H176ZM180 219V218H179ZM221 219V218H219ZM236 219V218H235ZM70 220V219H68ZM79 221L81 219H78ZM92 220V219H91ZM90 220V222H91ZM95 220V219H94ZM115 220V219H114ZM119 220V219H118ZM131 220V218L129 219ZM167 220V219H166ZM181 220V219H180ZM179 220V221H180ZM183 220V219H182ZM192 220V219H190ZM234 220V219H232ZM263 220V219H262ZM51 221V220H50ZM128 221V220H127ZM151 221V220H150ZM157 221V220H156ZM156 221L154 224H156ZM170 221V220H169ZM214 221V220H213ZM219 221V220H218ZM226 221V220H225ZM64 222V221H63ZM75 222V221H74ZM88 222V221H87ZM90 222L89 225L90 226ZM93 222V223H96ZM110 224V221H108ZM120 222V221H119ZM129 222V221H128ZM148 222V221H147ZM154 222V221H153ZM168 222V221H167ZM178 221H176L177 224ZM198 222H200V220H198ZM57 223V222H55ZM61 223V221H60ZM60 223H57L60 224ZM100 223V222H99ZM105 223V222H104ZM171 223V222H170ZM219 223V222H218ZM227 223V222H226ZM50 224V223H49ZM78 224V223H77ZM80 224V223H79ZM92 224V223H91ZM115 224V223H114ZM124 224V222H123ZM153 224V225H154ZM168 224V223H167ZM175 224V226H176ZM197 224V222H196ZM207 224V223H206ZM217 224V223H216ZM230 224V223H229ZM245 224V223H244ZM42 225V224H41ZM46 225V224H45ZM65 225V223H64ZM85 225V224H84ZM117 221H116V224ZM113 225V227L115 226ZM179 225V224H178ZM200 225V224H199ZM213 225V224H212ZM223 225V224H222ZM221 225V226H222ZM226 225V224H225ZM248 225V224H246ZM253 225V224H252ZM14 226V228H13ZM49 226V225H48ZM47 226V227H48ZM56 226V225H55ZM78 226V225H77ZM97 226V225H96ZM120 226L121 225L120 223ZM142 226V225H141ZM173 226V225H172ZM183 226V225H181ZM189 226V225H188ZM214 226V225H213ZM224 226V225H223ZM234 226V225H233ZM263 226V225H262ZM50 228H53L51 226H49ZM79 227V226H78ZM112 227V229H113ZM116 227V226H115ZM145 227V226H144ZM154 227V226H153ZM164 227V225H163ZM169 227H171V224L169 225ZM168 227V228H169ZM192 227V226H191ZM198 227V224H197ZM44 228V227H43ZM57 228V227H56ZM63 228V227H62ZM74 228V227H73ZM81 228V227H80ZM90 229L93 227H89ZM118 228V227H117ZM159 228V227H158ZM175 228V227H174ZM185 228V227H184ZM246 228V227H245ZM21 229V228H20ZM42 229V228H41ZM78 229V228H77ZM85 229V228H83ZM102 229V227H101ZM143 229V228H141ZM145 229V228H144ZM147 229V228H146ZM166 229V228H165ZM176 229V228H175ZM179 229V228H178ZM195 229V228H193ZM192 229V230H193ZM238 229V228H237ZM21 230V231H22ZM58 230V228H57ZM56 230V231H57ZM63 230V229H62ZM88 230V229H87ZM86 230V231H87ZM94 229H92L93 231ZM111 230V229H110ZM116 230V228H115ZM118 230V229H117ZM116 230V231H117ZM134 230V229H133ZM151 230V229H150ZM155 230V229H154ZM224 230V229H223ZM239 230V229H238ZM243 230V229H242ZM246 231V229H244ZM47 231L46 230V235H47ZM59 231V230H58ZM57 231V232H58ZM67 231V230H66ZM76 231V228H75ZM81 231V230H80ZM90 231V230H88ZM94 234L95 233H99L96 232V229L94 230ZM103 231V229H102ZM129 231V228L128 230ZM132 231V229H131ZM143 232L145 230H142ZM153 231V229H152ZM168 231V230H167ZM184 231V230H183ZM182 231V232H183ZM194 231V230H193ZM210 231V229L208 230V232ZM230 231V230H229ZM234 231V230H233ZM25 231H23L24 234ZM40 232V231H38ZM79 232V230H78ZM114 232V229H113ZM155 232V231H153ZM188 232V231H187ZM218 232V231H217ZM220 232V231H219ZM244 232V231H243ZM30 233V232H29ZM49 233V232H48ZM52 233V232H51ZM62 233V232H61ZM88 233V232H86ZM103 235L105 232H102ZM107 233V232H106ZM116 233V232H115ZM186 233V231H185ZM195 233V232H193ZM192 233V235H193ZM231 233V231L229 232ZM241 233V232H240ZM247 233V232H246ZM258 233V231H257ZM20 234V232H19ZM27 234V233H26ZM64 234V233H63ZM91 233H89L90 235ZM91 234V235H94ZM101 234V233H100ZM129 234V233H128ZM154 234V233H153ZM159 234V232H158ZM162 234V233H160ZM184 234V233H183ZM191 234V233H190ZM209 234V233H207ZM215 234H217L215 232ZM235 234V233H234ZM238 234V232H237ZM244 234V233H243ZM38 235V234H37ZM36 235V236H37ZM44 235V233H43ZM42 235V236H43ZM141 235V234H140ZM147 235H149L147 233ZM147 235L145 234V237H147ZM157 235V234H156ZM164 235V234H163ZM229 234H227L228 236ZM245 235V234H244ZM264 235V233H263ZM22 237H25L27 235H21ZM29 236V235H28ZM27 236V237H28ZM34 236V235H33ZM55 235H53L54 237ZM113 236V235H112ZM128 236V235H127ZM160 236V235H159ZM168 236V235H167ZM181 236V234H180ZM179 236V238H181ZM191 236V235H190ZM224 236V235H223ZM242 236V235H241ZM21 237V238H22ZM39 237V235H38ZM88 237V236H87ZM91 237V236H90ZM88 237V240L89 238ZM93 237V236H92ZM91 237V238H92ZM103 237V236H102ZM119 237V236H118ZM129 237V236H128ZM136 237V236H135ZM144 237V238H145ZM163 237V236H162ZM193 237V236H192ZM191 237V238H192ZM216 237V236H215ZM219 237V236H218ZM247 237V235H246ZM260 237V236H259ZM30 238H32L30 236ZM29 238V239H30ZM34 238V237H33ZM76 238V237H75ZM82 237H80L79 240H81ZM157 238V237H156ZM168 238V237H166ZM171 238V237H170ZM176 238V237H175ZM174 238V239H175ZM207 237L205 236V239ZM211 239V237H209ZM217 238V237H216ZM224 237H222L223 240ZM226 238V237H225ZM224 238V239H225ZM232 238V237H230ZM263 238V237H262ZM28 239V240H29ZM37 239V237H36ZM39 239V238H38ZM68 239H70L68 237ZM100 239V237H99ZM104 239V237H103ZM110 239V237H109ZM129 239V238H128ZM159 239V238H158ZM188 239V238H187ZM198 239V238H197ZM202 239H204L202 237ZM208 239V240H210ZM228 239V238H227ZM243 239V238H242ZM243 240H246L245 238ZM248 239V238H247ZM18 240V239H17ZM25 240V239H24ZM33 241H35V239H32ZM31 240V242H32ZM56 240V239H55ZM85 240V239H84ZM91 240V239H90ZM93 240V238H92ZM132 240V239H131ZM142 240V237H141ZM144 240V239H143ZM148 240V239H147ZM180 239H178L179 241ZM182 240V239H181ZM185 240V239H184ZM233 240V239H232ZM239 240V239H237ZM235 239V241H237ZM48 241H50L49 237H48ZM72 241V240H71ZM70 241V242H71ZM76 241V240H74ZM95 241V239H94ZM104 241V240H102ZM113 241V240H112ZM124 241V240H123ZM151 241V240H148ZM146 241V242H148ZM155 241V240H154ZM164 241V239H163ZM173 242L177 241V239L172 240ZM199 240L195 241L196 243ZM227 241V240H225ZM247 241V240H246ZM250 241V240H248ZM16 242V241H15ZM14 242V243H15ZM26 242V241H25ZM38 242V241H37ZM67 242V241H65ZM69 242V243H70ZM83 242V241H81ZM80 242V243H81ZM89 242V241H88ZM91 242V241H90ZM89 242V243H90ZM127 242V241H126ZM125 242V243H126ZM159 243V241H156ZM185 242V241H184ZM183 242V243H184ZM188 242V240H187ZM204 242V241H203ZM229 242V241H228ZM234 242V240H233ZM260 242V241H259ZM29 243V241L27 242V244ZM34 243V242H33ZM36 243V241H35ZM35 243L33 244L35 246ZM52 243V242H49ZM54 243V242H53ZM68 243V244H69ZM74 243V242H73ZM72 243V245H74ZM87 243V242H86ZM88 243V244H89ZM103 243V242H102ZM109 243V242H108ZM111 243V241H110ZM113 243V242H112ZM133 243V242H132ZM130 243V244H132ZM180 243V241H179ZM182 243V244H183ZM247 243V242H246ZM25 244V243H24ZM21 245L22 246H24ZM31 244V243H30ZM62 244V243H60ZM79 244V242H78ZM82 244V243H81ZM106 244V243H105ZM148 244V243H147ZM152 244V243H151ZM167 244V243H166ZM169 245V243L167 245ZM171 244V243H170ZM175 244V243H174ZM178 244V243H177ZM188 244V243H187ZM214 244V243H213ZM213 244H210L211 246ZM225 244V243H224ZM230 244V243H229ZM237 245V243H235ZM234 244V245H235ZM32 245V244H31ZM92 242H91V246L89 247H93L92 246ZM125 244L121 245L122 247ZM127 245V244H126ZM149 245V244H148ZM154 245V243H153ZM161 245V242L158 244ZM157 245V246H158ZM176 245V244H175ZM209 245V244H207ZM215 245V244H214ZM231 245V244H230ZM227 244V246H230ZM240 245V243L238 244ZM243 245V244H241ZM249 245V244H247ZM254 245L257 247V245L254 243ZM259 245V244H258ZM264 245V244H263ZM262 245V246H263ZM18 246V245H17ZM20 246V245H19ZM61 246V245H60ZM59 246V248H60ZM67 246V245H66ZM75 246V245H74ZM71 246V247H74ZM100 246V245H98ZM111 246V245H110ZM116 246V245H115ZM120 246V247H121ZM129 246V244H128ZM127 246V247H128ZM131 246V245H130ZM137 246V244H136ZM135 246V247H136ZM141 246H143L141 244ZM147 246V245H146ZM162 246V245H161ZM180 246V245H179ZM190 246V245H189ZM218 246V245H217ZM221 246V245H220ZM11 247V246H9ZM8 247V248H9ZM27 247V246H26ZM57 247V246H56ZM62 247V246H61ZM65 247V246H63ZM84 247V246H83ZM107 246L105 245V248ZM177 249V246H175ZM197 248V246H195ZM224 247V246H223ZM222 247V250H223ZM233 247V246H232ZM238 247V246H237ZM242 247V246H241ZM23 248V247H22ZM25 248V246H24ZM31 248V247H27ZM33 248V247H32ZM47 248V247H46ZM70 248V247H69ZM91 248V250L93 249ZM115 248V247H114ZM112 248V249H114ZM132 248V246L130 247ZM134 248V246H133ZM138 248V246H137ZM143 248V247H142ZM141 248V249H142ZM152 248V245H151ZM150 248V249H151ZM159 248V247H158ZM170 248V246H169ZM193 248V247H192ZM209 248V247H208ZM211 248V247H210ZM217 248V247H216ZM215 248V249H216ZM251 248V247H250ZM13 249V248H11ZM18 249L19 248H15ZM14 249V250H15ZM41 249V248H40ZM45 249L42 247V250ZM73 249L74 248H70ZM82 249V248H81ZM100 250V248H97ZM96 249V250H97ZM125 251V248H123ZM127 249V248H126ZM147 249V248H146ZM166 251V248H164ZM168 249V248H167ZM226 249V247H225ZM235 249V248H234ZM245 249V248H244ZM253 249V248H251ZM259 249V248H258ZM20 250L22 251V249L20 248ZM25 250V249H24ZM33 250V249H32ZM35 250V249H34ZM39 250V249H38ZM50 250V248H49ZM85 250V249H84ZM90 250V249H88ZM90 250V251H91ZM94 250V249H93ZM110 250V249H109ZM121 250V249H120ZM129 250V249H128ZM127 250V251H128ZM132 250V249H131ZM131 250H129V252L131 253ZM194 250V249H193ZM209 250V249H208ZM211 250V249H210ZM209 250V251H210ZM250 250V249H249ZM20 251V252H21ZM27 254L29 255L30 253H28V250H26ZM47 252V250H45ZM68 251V250H67ZM72 251V250H70ZM108 251V249H107ZM123 251H118L116 254H118L119 252L122 254H125V252ZM126 251V253H127ZM134 251V250H133ZM136 251H139L136 249ZM153 251V248H152ZM226 250H224L223 252H225ZM264 251V250H263ZM10 252V251H9ZM13 252V251H12ZM16 253V250L14 251ZM19 252V253H20ZM40 252V251H38ZM37 252V253H38ZM86 252V251H85ZM92 252V251H91ZM94 252V251H93ZM96 252V251H95ZM93 253L96 254V253ZM99 252V251H97ZM116 252V249H115ZM163 252V251H162ZM211 252V251H210ZM217 252V251H216ZM220 252H222L220 250ZM222 252V253H223ZM228 252V251H227ZM226 252V254H228ZM236 252V251H235ZM234 252V253H235ZM239 252V251H238ZM22 254L20 255H24L23 252H21ZM36 253V255H37ZM41 253V252H40ZM39 253V254H40ZM90 253V252H89ZM103 253V252H102ZM100 252V254H102ZM119 253V255L121 256V254ZM138 253V252H136ZM153 253H155L153 251ZM158 253V252H156ZM166 254V252H164ZM170 253V251H169ZM189 253V251H188ZM188 253H185L188 254ZM212 253V252H211ZM219 253V252H217ZM231 253V252H230ZM247 253H250L249 251H247ZM255 253V252H254ZM263 253V252H262ZM44 255H46L45 253H43ZM42 254V255H43ZM75 254V253H74ZM79 254V252H78ZM92 254V253H90ZM115 254V253H114ZM128 254V253H127ZM134 255V252L132 253ZM152 254V253H151ZM150 254V255H151ZM161 254V253H159ZM183 254V253H182ZM191 254V251H190ZM189 254V255H190ZM207 254V253H206ZM213 254V253H212ZM233 254V253H232ZM237 255H240L239 253H236ZM246 254V253H245ZM257 254V252L255 253ZM260 254V253H259ZM11 255V254H10ZM26 255V254H25ZM41 255V256H42ZM43 255V258H44ZM84 255H87L84 254ZM83 255V256H84ZM98 256H100L99 254H97ZM95 255V256H97ZM126 255V254H125ZM156 255V254H155ZM154 255V256H155ZM179 255V254H178ZM196 255V254H195ZM200 255V254H199ZM221 255V254H220ZM243 255V254H242ZM250 255V254H249ZM248 255V256H249ZM253 254H251L252 256ZM263 255V254H262ZM9 256V255H8ZM13 256V255H12ZM17 255L13 256L16 257ZM33 256V255H31ZM30 256V257H31ZM38 256V255H37ZM40 256V257H41ZM73 256V253H72ZM79 256V255H78ZM94 256V258H95ZM102 256V255H101ZM112 256V255H111ZM116 257V255H114ZM119 256V257H120ZM149 256V254H148ZM183 256V255H182ZM194 256V255H192ZM209 256V255H208ZM215 256V255H214ZM231 256V255H230ZM12 257V258H13ZM20 257V256H19ZM15 258L16 260L19 258ZM26 257V256H25ZM35 257V256H34ZM39 257V256H38ZM40 257H39V261H40ZM63 254L59 253L58 254V260H63ZM71 257V255H70ZM87 257V256H86ZM85 257V259H86ZM90 257V256H89ZM105 257V256H104ZM118 257V258H119ZM123 258V256H121ZM135 258V256H133ZM144 257H146V255L144 254ZM151 257V256H150ZM156 257V256H155ZM168 257V256H167ZM166 257V258H167ZM191 257V256H190ZM188 258V256L186 258H188L189 260L191 258ZM196 257V256H195ZM210 257V256H209ZM234 257V256H233ZM241 257V256H240ZM29 258V257H27ZM26 258V260H28ZM33 258V257H32ZM37 258V257H36ZM74 258V257H73ZM72 258V259H73ZM88 258V257H87ZM93 258V259H94ZM99 258V257H98ZM97 258V259H98ZM117 258V260H118ZM128 257H126L127 259ZM141 258V257H140ZM158 258V257H157ZM164 258V257H163ZM165 258V259H166ZM183 258H185L183 256ZM185 258V259H186ZM207 258V257H206ZM212 258V257H211ZM253 258V257H252ZM263 258V257H262ZM9 259V258H8ZM14 259V258H13ZM22 259V258H21ZM34 259V258H33ZM46 259V258H45ZM68 259V258H67ZM71 258H69L70 260ZM71 259V260H72ZM89 259V258H88ZM101 259V257H100ZM121 259V258H120ZM131 259V258H130ZM144 259V258H143ZM156 259V258H154ZM162 259V258H161ZM168 259V258H167ZM196 259V258H195ZM194 259V260H195ZM213 259V258H212ZM222 259V257H221ZM220 259V260H221ZM227 259V258H225ZM229 259V258H228ZM233 259V258H232ZM260 259V258H259ZM11 260V258L9 259V261ZM24 260V257H23ZM32 260V259H31ZM38 260V259H37ZM92 260V259H91ZM90 260V264H93L94 262H91ZM103 261V259H101ZM106 260V257H105ZM122 260V259H121ZM148 260V258H147ZM150 260V259H149ZM158 260V259H157ZM157 260H156V264H157ZM180 259V263H181ZM193 260V259H192ZM208 260V259H207ZM206 260V261H207ZM211 260V259H210ZM224 260V257H223ZM240 261V259H238ZM237 260V261H238ZM6 261V260H5ZM8 261V264H9ZM18 259V264H20V261ZM36 261V260H35ZM34 261V263H35ZM75 261V259L73 260ZM82 261V260H80ZM79 261V262H80ZM84 261V260H83ZM88 261V260H87ZM95 261V260H94ZM99 261V260H98ZM109 261H110V256H109ZM137 261V259H136ZM146 261V260H145ZM155 261V260H154ZM160 261V260H159ZM164 261V260H163ZM162 261V262H163ZM187 261V260H186ZM196 261V260H195ZM212 261V260H211ZM232 261V260H231ZM234 261V260H233ZM262 261V260H261ZM264 261V260H263ZM7 262V261H6ZM15 262V261H14ZM30 262V260H29ZM43 262L45 263L46 261L43 260ZM48 262V261H47ZM66 262V261H65ZM76 262V261H75ZM97 262V261H96ZM95 262V263H96ZM161 262V263H162ZM166 262V261H165ZM175 261H172V264ZM177 264H179V262L176 260ZM193 262V261H191ZM208 262V261H207ZM215 262V260L213 261V263ZM227 262V261H226ZM225 262V263H226ZM236 262V261H235ZM258 262L261 263L259 260L256 261V263ZM24 263V262H23ZM28 263V262H26ZM24 263V264H26ZM49 263V262H48ZM53 263V262H52ZM99 263V262H97ZM96 263V264H97ZM107 262H105L106 264ZM114 263V262H112ZM111 263V264H112ZM152 263V262H151ZM169 263V262H168ZM190 264V262H187ZM195 263V262H193ZM216 264L218 262H215ZM230 263V261H229ZM238 263V262H237ZM240 263V262H239ZM243 262H241L240 264H242ZM31 264H33V261H31ZM37 264V262L35 263ZM70 264V263H68ZM77 264V263H76ZM82 264H86L83 263ZM88 264V262H87ZM102 264V263H99ZM116 264V263H115ZM124 264V263H123ZM154 264V262H153ZM159 264V262H158ZM176 264V263H175ZM182 264V263H181ZM186 264V263H185ZM208 264V263H207ZM210 264V263H209ZM263 264V263H262Z\"/></svg>",
    "mask_w": 264,
    "mask_h": 264
}]
</instances>
